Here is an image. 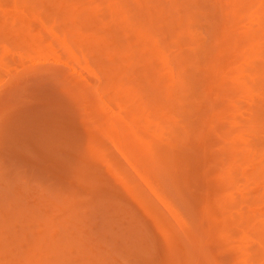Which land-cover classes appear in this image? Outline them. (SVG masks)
<instances>
[{
  "label": "rangeland",
  "instance_id": "obj_1",
  "mask_svg": "<svg viewBox=\"0 0 264 264\" xmlns=\"http://www.w3.org/2000/svg\"><path fill=\"white\" fill-rule=\"evenodd\" d=\"M143 1H144V4L145 5L143 4ZM156 1L157 0H139V1L138 0H125V1L124 0H96V1H94V0H0V57H1V59H2V61L4 63L6 62L8 64L7 66L10 69V73L12 72L13 75L15 74V77H16V74H18L17 75V78H14L15 81H17V79L20 77V81L18 79V82L19 83L17 82V84H20V85H17L15 81L12 82L13 78H12L11 81L8 80L11 75L9 76V75H4L2 72L0 73V121H2V122H0V264H113V261L114 262L116 261L115 264H128V263L132 264V262H134V264H151L152 262H153L152 264H156V263L158 264V259L156 260L157 255H154V259L155 260H151L153 258L150 259V257H151L150 255L152 253L151 252L152 250L150 251V248L152 249L151 245L149 247H147L148 249H147L146 252H145V249L142 248V250H144L143 252H145V254H143V253L142 254L143 255H146L147 257L150 256L149 258H147V260H146V257L143 258V259H140V258H142V254H141V257L138 255L139 259L136 260V261H134L137 258H135V257H134L135 259L132 258L133 256H130V251H127L129 255H126L127 254V253H125L126 250L124 252V250L122 248H121L120 252L117 251V252H114V254H113V252L112 253L111 252L104 253L105 252V250L103 249L104 245L109 244V243H105L106 242V238L108 239L107 241L110 242L108 236H112V234H113L112 238L114 237V239H116L118 236H119V238L122 237L124 235L123 232L124 231L126 232L127 227L130 228V222H132L131 218L132 219H135V221H137L138 219L140 220V218L142 217L141 216L142 213L140 212V210L138 208L135 209V206L134 205L132 206L131 200L128 199V196L129 195L127 194V191H126V189L127 190H130V189H128V188L125 189L122 184L121 185H118L119 187L122 186L120 188L117 187V186H115V190H116V188L117 189L119 188L120 191H121V188H124L125 189L124 191H122V193L116 192L117 195L109 194L105 190H103V189L106 188L105 187L106 186V183H105L106 182V177H107V179L110 178L109 176H107V174L110 171H111L110 172L111 174L113 173V169H112L113 167L112 168H109V172H108V170L106 168V167L109 166L108 162L111 163L110 159H109V161H106V162H104V161L107 159V156H108V158H111L109 156L112 155V160H114L113 158H115V161L117 159H119L120 156L119 155H116L117 154V152H116L117 150L115 151V146H113V144L109 140H107L105 138L106 135L104 134V132L102 133L103 135H100V133L97 132L98 130H97V124L96 123L99 122L98 124H100L101 116H103V114H102L103 113L102 112L103 110H101V108H104V106L102 107V104L105 105L104 100L106 101V89H107V87L108 88H111V86L113 85L114 86V89L112 90V88H111L110 91L112 92V94L115 95V92L117 90L116 89L117 86L119 85V83H122V82H120L121 80H123V81L126 80L125 81L126 83L124 85H126V84H131L132 85V84H135L136 83L134 86H136L135 89H137V90H135V89L132 90V87H130L131 86L130 85L129 86V89H128L130 91L127 92V94H130V95H127L125 93L126 96H129V98L131 99V103L133 102L134 108H135V105H137V104H142V106H143L144 103H145V105L148 104L147 107L149 106L148 108L146 107V110L148 109V111H150V109H151V111L148 112V111L145 110V112H143V113H146V112H147V114L148 113H151V112L154 113V111L156 109V111H155L156 117L153 114V116L155 117V118L153 117V120L158 119V120H160L163 123L168 118L170 120H174L173 118H170V117L167 116L168 115L167 113H168V111H170V109L169 110L163 109V107H162L161 104L155 103L157 100L159 101V99H160L161 102L165 104V100L166 99H164L165 98L164 95H160L159 92L162 91L163 88H167V85L168 84L170 85L173 81H171V83H169L170 80H167L166 78H165V80H164V78H162V79L158 78L159 79V80L157 79L158 81H154V80H156V77H152L153 78V80H152L153 82L147 83L148 85L150 84L151 87H150V85L147 86L146 83H142V84L140 83L141 81L142 82H145V80H146L145 78H143L141 76L145 72V68L147 67V66L144 67L145 62H146V65L147 64L149 65V63H147V61H149L148 60V57L151 56V51L149 50L151 48L150 46L155 47V50L152 53H154L155 51H158L159 48H162L163 46H166L164 48H168L167 51H168V54L170 56V62H172V63L174 62L173 65L176 63V59H177L175 57L176 54H174V52L176 50H177L176 53H179L180 52V53H182V56H183V54L186 55V53H187L188 54V59H187L188 66L190 67L191 65H194V64H192V62L195 63L194 60H193V55H192L191 52L188 53L189 50L191 51V48L189 46H190V44H192V42L189 41V40H192L191 37H193L194 35H196L195 34L196 32L194 30H196V27H197V30L196 31H198V33L199 32L202 33L205 37L207 35H209L208 38H210L211 31L214 28L213 27V25H214L213 22L216 20V18H213V17L214 16L216 17L218 15V14L216 15L214 13L215 15L213 14L214 16L213 15L211 16L209 14V12L211 10L210 8H212V7L217 8L218 5L223 7V6H226V3H227L226 9H228V8H230L231 4L228 5L230 0H226V2L223 0L224 2H222V3H220V0H216V2H213V3L210 0H201V2H200V0H197L196 1V3H197L196 6L197 7L193 3L194 5L191 4L192 6L190 5L189 8H188V6L186 4L189 5L188 1H190V0H179V1L178 0H175L176 2L174 0H172V1L171 0H159L160 2L159 1L156 2ZM213 1H215V0H213ZM232 1L233 0H231V3H232ZM236 1L237 0H234V2H233L232 5L236 4ZM246 1H249V0H246ZM258 1L259 0L254 1V2H256L255 4H257ZM126 2H129V4L126 3ZM146 2H148V4ZM245 2H243L244 5H245ZM250 2L252 3L253 1L250 0L249 2H246V6L247 7L245 6V8H246L247 11L250 10V9L252 10V8L254 6H256L258 8V6H259L258 4L257 5L254 4L253 6H251L252 4H249ZM263 2L264 1L259 2L261 4V6H260L261 8L262 7L264 8V5H262ZM239 4H241V2H239ZM146 5H147V7H145ZM148 5H149V7H148ZM138 6H139V8H138ZM155 6H157L158 8L155 7ZM249 6H251V7H249ZM127 7L129 8V10L131 9L132 12H133V9H134L135 13L134 12L131 13V11H129L130 14H132V15L128 14L129 12L127 11ZM159 7L160 8L162 7V8L159 9ZM231 7L234 8V6H231ZM165 8H166V10H164ZM215 8H213V10L211 11V13L215 12V10H216ZM257 8H255V10H258L259 9V8L258 9ZM116 9H119L117 11H120L121 9H123V10L126 9V11L118 12L119 15L117 14V16H115V18L113 17L112 20L110 21V17L109 16L111 15V13L113 11H115L113 13H116ZM190 9H193V11L196 10L197 13H198V10H199V12L200 11H203V12L198 13L199 15L198 14H195L194 15V14H192L193 13L192 10H190ZM236 9L242 10L243 8L242 9L241 8L239 9V6H238V8H236ZM175 10H178V11H175ZM204 10H207L206 12L208 14L205 13ZM230 10L232 12V9L231 8H230ZM251 10H250V12L252 13L253 10L252 11ZM162 11H163L164 14L162 13ZM125 12H126L127 16L126 17H122V16H125L126 15ZM186 12L187 13L188 12L189 13L192 12V13L189 14V16L190 15H194L195 17L197 16L198 18L197 17L196 18L198 19V21H199V19L200 20H205L203 18H204V16L206 14L207 15H210L211 18H210V16L206 18V20L210 21L209 22L210 24L208 23V21H205L204 23H203V21H200L199 23H201V25L198 22H196L195 24L198 23L199 25L198 26L196 25V27H195L194 26L195 24H193V26L195 28L191 25L190 28L192 29V27H193V31L195 33L194 34L191 33L192 35H190L185 30V27H186L185 24H187V21H188L187 18H186V14H187ZM165 13H167V15ZM202 13L203 14L205 13V15L202 16L203 15ZM216 13H218V11ZM200 14H202L201 15L202 18L200 16ZM106 15L108 16L107 18L109 20V21H106L105 22V24H107V25H105L102 21H101L102 23L100 22L101 19L107 20L106 17H105ZM173 15H174L175 18L173 17ZM102 16H104L105 18H103ZM111 16H114V15H111ZM130 16H133L134 22H136L137 25H138V23H141L142 28H143L142 31L140 30L141 33L140 32L139 33L136 32L137 31L136 28H134V29L130 28V24L131 25H132V23L135 24L134 22L129 23V24H126L127 23V20L128 19H131ZM134 16H136V18ZM150 16H152V17L149 18ZM165 16H166V18H165ZM244 16L245 17H243L241 20H243V19L245 20L246 19V14H244ZM176 17H177V19H176ZM178 17L181 19L179 21L180 23H178V24H180L179 26L176 24L177 22L174 21V20H179ZM262 18L263 19L260 18L259 21H258L259 18L258 19H255L256 22H259L260 23V21H261V23L258 26L260 29L258 27H255L256 26L255 25L256 22H255L254 19H253V22L252 23L250 21H249L250 23H245V21L243 20L242 21L243 24H240L241 22L238 21V25L239 24L241 25V26L239 25V27H241L243 30L244 29L245 30L248 29L247 27H249V26L252 27V29L257 28V30H255L253 32L254 34H251V33L249 34V31H247L246 34H243V35L241 34L242 36L239 37V38L241 39L245 35V38H244L245 40L243 39L244 41L242 42V40L239 39L238 42L239 41H241V42L240 43L237 42V44H236L237 47H236V45L234 43L235 42L234 41L235 40L234 38L236 36H238V35H236L234 38H233L232 35L233 34L235 35V34L241 33L239 31H242V30H240L241 28L238 29L239 27H237L238 25L236 23H234V21H233V23H230L229 26H228V22H227L228 28L227 27H225V28H226V30H228L227 32H229L230 35H228V34L226 35L227 38L229 36L228 40L225 37L224 41H222V44H221L222 45V48H224L223 45L226 44V46L228 48L225 46L226 47L225 49H230V50H224V51H232V50L235 51L234 49H236V51H238V52H239L240 49H242L241 51H243V53L241 52L238 55H237L238 52H233L232 51L233 54L236 53L234 55L232 54L234 56V59H232L233 58L232 55L231 56L227 55V56H229L231 58L228 57L229 60H228V58H226L227 60L226 59L225 60L227 62L230 61V59L232 61L234 60L233 62L235 63V65L234 64L232 65V62H228L227 64L224 63L225 62L224 58H225L226 54H231L232 52L226 53V52H224L222 50L224 52V54H225L224 55V58H218L219 56H217L216 53H214V54L213 53H210L214 49L213 44L212 43L209 44V41L211 39L206 40L207 43L204 42L205 45H207L205 51H207L209 53H208V55H206L204 53V56H202L201 54L203 52L201 53V51H200V56L198 57V59H200V58H201L200 60H203L204 59V61H201L204 65L201 64L202 65V70H201V74L200 75L201 76L204 75L203 76L204 77V80H206L209 76H211V78L214 77V80L213 81L218 80L217 78L219 77V80L223 83V84L219 83V86H221V87H219L217 85L218 81H216L217 83L216 82H213L212 83L211 82L212 79L209 80L211 83L208 81V85H210V87H211V84H215L216 83L215 85H217L216 88L218 87L217 92L219 91L218 92L219 95L224 94L223 91L225 90V88L227 89V87H230V89L225 90L226 91L225 92V96L227 94L229 95V92H231V93L234 92L233 94H230V95H233V97H235L236 95H234V94H237L238 93L239 87H235L234 85L232 86V81H234L235 79H237L240 74L246 73L247 70H251V72L253 71L256 74H259V72H260L259 75H261V73H263L261 71L264 69L263 68L264 67L263 66V64H264V59H263L264 58V55H263L264 54V47H263L264 46L263 45L264 41L263 42H261V41H262V39L264 40V38L262 36L263 33H264L263 32L264 31V27H262V26H264V14H263ZM124 19H126V20H124ZM197 19H196V21H197ZM124 21H126V22L124 23ZM170 21H171V23L173 22L172 25L175 22V24H176L175 27L177 26L176 28L174 27L173 30L171 29L172 27L170 28V24H171ZM183 21H185V22H183ZM211 22H212L213 25L211 24ZM246 22H248V20ZM151 23H153V25L155 24L157 26V28L155 26H153ZM161 23L163 24V26H162ZM235 24H236V26H235ZM242 25H245L244 26L245 28ZM181 26H184V28L181 27ZM224 26H226V25L224 24ZM211 27H213V28H211ZM229 27H230V29L231 28L234 29L235 27H237V28H235L236 30H234L235 33L231 34L230 31H232V30H230ZM150 28L151 29L153 28V29L151 30ZM180 28H183L182 30L183 31L185 30V32L188 33V34H186V33L183 34V31L180 32V30H181ZM158 29H159V31H158ZM161 29H163V30H161ZM191 29H190V31H192ZM237 29L239 31H237ZM259 30H260V32L261 31L262 32L260 33ZM175 31L177 33H179L181 36L180 35L177 36V34H176ZM143 32H145V33H143ZM147 33H148V35H146ZM170 33L172 34V36H171ZM258 33H260V35ZM43 34H44V37H43ZM173 34L176 35L175 37L177 38V40H181V39H183L185 37L183 40H181V42L184 41L183 44H181V42H179V44H178L180 46L181 45L183 46V47L181 46V49H180V46H179V48L175 46L174 43H176L178 41L175 42V37H173L174 36ZM149 35H151V38H150ZM183 35H185V36H183ZM200 35H198V36L200 37ZM256 35L259 36L260 38L259 37L256 38L255 37ZM246 36H247V38H246ZM249 36L251 38H249ZM205 37H203V38H205ZM56 38H58V39L64 38L66 44L71 49H73V51L75 53H77L79 55V57H81L80 54H82L84 60L87 63V67L86 68H83V69L77 68L78 69V73L77 74L76 73H72L71 70L67 67V64H65L64 61H63L66 58V53L59 52L60 51V50H58L59 49L58 48L59 47V45H58L59 42H58V39H56ZM146 38H149V39H146ZM172 38H174V40ZM193 38H196V37L194 36ZM208 38L206 37V39H208ZM143 39H146V40L144 41ZM248 39L251 40L252 42L250 41L251 42L250 43ZM256 39H258L259 42ZM186 40H188V41H186ZM229 40H230V42L232 41L231 43L233 44V47L234 48L233 47H229V46L232 45L229 42ZM193 41H194V39H193ZM203 41H205V40H203ZM45 42H47V43L50 42L51 44L50 43L47 44ZM145 42H147L146 44L148 46L144 44ZM248 42H249V44H248ZM257 42L258 43L261 42L259 45L263 48V49H260L263 53L258 49L260 47H258L259 45H257L258 44ZM40 43H42V44H40ZM117 43H119V44H117ZM159 43H160V45H159ZM204 43H201V46H202V44H203V46H205ZM253 43L256 44V45H253ZM24 44H26V45H24ZM208 44H209V46H208ZM31 45H33V48H32ZM51 45H52L53 48L50 47ZM167 45L169 47H167ZM176 45H177V43H176ZM184 45L185 46L188 45L186 47H189V48H186ZM210 46H212V47L209 48L210 51H208L209 50L208 47H210ZM243 46H245V47L247 46L248 47V50H249V47H250V50H253L254 49V53H250V52H252V51H250V52H248V54L249 53L250 54H255V51L258 49V51H256V54H258V55L255 54V57L257 56V58L255 60L253 59L254 61H251L250 60L251 58H255L254 55H250L252 57L248 56V58H246L247 51L248 50L245 49ZM252 46L253 47L256 46L258 48L254 47V48L251 49ZM192 47H194V46H192ZM39 48H42V49H39ZM50 48L51 49H54V50L56 48V50H58V52H59L58 53V56H57L58 59L57 60L54 59V60L56 62H60L61 64L60 63H56L55 61H53L55 63H53V62L50 63L53 60L52 57H54V54H53L54 52ZM182 48H184V49H182ZM231 48H232V50H231ZM255 48H256V50H255ZM187 49H189V50H187ZM39 50H41V51H39ZM245 50H247V51L244 52ZM108 52H110L111 55H114V57L113 58H112V56L111 57H106V54ZM128 52H129L130 57L127 56ZM213 52H216V51L213 50ZM50 53H52L53 56H51L52 54H50ZM110 53H108V54H110ZM115 53H116V55H115ZM124 53H127V54L125 55ZM155 53H154V56H155ZM244 53H246V55ZM260 53L262 54V56H261ZM209 54H212L214 56H209ZM240 55L243 58L240 59V57H241ZM125 56H127V57L125 58ZM206 57L207 58L209 57L212 60L215 59L216 61L218 59H220L219 60L220 63L224 60V62H223L224 64H222V65L217 61V63H219L221 66L219 64H216L215 63L216 65L215 64L213 65V67L215 66V68H213V69H215L217 71L216 66L219 65L217 72H220L221 73V76L224 75V77H223L224 79H226L225 77H227L226 80L220 79L221 76H218L220 73H218L217 75H214V76L213 75H210L211 73L209 72V70L211 69V67H209L210 69L209 68L207 69V67L208 66H211L215 61H212L213 63H211V59L209 60ZM213 57H214V59H213ZM221 57H223V56H221ZM235 57H236V59H235ZM237 58H239L242 61H239V59H238V61L236 63L235 60H237ZM221 59H222V61H221ZM243 59H247V62L249 61V62H251V64H246V60L244 61ZM42 62L44 64H42ZM189 62H191V63H189ZM205 62H207L206 63L207 65H205ZM208 62H209V64H208ZM32 63H33V65H34V63H36L34 65L35 67L32 65ZM39 63H41V64H39ZM47 63H50V64H47ZM238 63H241L243 65H241V66L240 65H237ZM170 65L173 66L172 64H170ZM246 65H248L249 68ZM259 65H261V66H259ZM203 66L206 67V69L208 70V73H209L208 76H207L208 73L205 72L206 69H203ZM223 66L226 69H224ZM225 66H228L229 69H231L232 67H236V71L237 72L234 70L235 68L234 69L232 68V70H228V68L225 67ZM238 66L240 68L241 67L242 68L247 67L248 69L245 68L244 69L245 71L243 69H237ZM253 66H255V67H253ZM26 67H27V69L28 68L29 69L28 70H25ZM115 67H117V68H115ZM149 67L150 66H148L146 68V72H147V69ZM173 67L175 68V71L176 72L180 69L178 67V64L177 63ZM193 67L191 68L192 70L191 69L188 70L187 75L186 74L183 75L186 78L188 76L189 81L187 83L190 82V79L192 80L190 84H194L195 83L194 81H196L195 80L196 77L198 79L197 70L195 68H194L195 70H194L193 73L190 72V71H193ZM219 68H223L224 70L221 69V71H220ZM254 68H256V69H254ZM31 69L32 70L34 69V71L33 72H30V71H32ZM241 70H243L244 73L239 72ZM203 71L206 74H204ZM210 71H212V70H210ZM232 71L233 72L235 71L236 73H233ZM67 72H69L71 75L69 73H67ZM30 73H32V74H30ZM140 73H141V76H139ZM202 73H203V75H202ZM195 74H197V75H195ZM227 74H230V75H227ZM236 74H237V77H236ZM23 75H24L25 79H24V77L21 78ZM259 75H258V78H261V76H259ZM137 76H139V77H141L143 79L141 80V78H140V80H139L138 79L139 77H137ZM176 76H178L177 73L175 74V77ZM193 76H195V77H193ZM205 76H207L206 79H205ZM136 77H137V79H136ZM263 77H264V74H263ZM263 77L261 78L262 80L256 78V81L260 82L261 85L262 84L264 85V81H263L264 78ZM186 78H184V79L186 80ZM135 79H136V81H135ZM175 79H177V77ZM175 79H174V83H175ZM229 79H231L232 81L229 80ZM138 80L140 82L137 83ZM254 82H255V80H254ZM166 83H167V85H166ZM205 83L207 84V82H205ZM12 84L16 87V89H15V87ZM122 84H120V85H122ZM202 84H199L200 87H202V88L205 87V88H203V90L200 91L202 88L198 87V89H199L198 91H200L199 95H201L203 97L202 94H205L206 93V95H207V93H209L208 91L207 92H204V90L205 91L207 89L209 90L210 87L208 86L209 88L208 87L206 88V86H204V85H206V84H204V81L202 82ZM124 85H122V86H124ZM163 85H165L166 87L163 86ZM215 85L214 86L212 85V86L215 87ZM222 85H223L224 89H222L223 88ZM229 85H231V86H229ZM263 85H262V87H263ZM8 86H10V88ZM122 86H120V87H122ZM171 87L172 86H170V88ZM213 87H211V88H213ZM11 88H12V90H11ZM173 89L174 90L175 89L177 90V91L175 90L177 93L176 92H173L174 93L173 96L177 97V99L180 100V98H181V94L180 93H181L182 89H180L179 86H177V88L175 87ZM173 89L171 91H174ZM220 89H222V93L220 92ZM234 89H235V91H233ZM260 89H262V88H260ZM120 90L123 91V88H121ZM214 90H216V89L214 88ZM262 91H264V87H263ZM99 92L101 93V96H103L102 99H100L96 95V93H99ZM157 92H158V94H157ZM214 92H216V91H214ZM212 94L210 92L208 94L210 96H208V95L206 96L205 95L206 97H204V98H208V100L210 99V102H213L215 100V102H213L214 104L210 103V105H209V103H208L209 101L207 99H205V102H204L205 104L202 103V105L205 108H202L201 107L202 105H200L201 110H202L200 114H201V116H203V115L205 116V117L203 116V121H205V118L207 117V115H209L210 113L212 114L210 108H212V107L215 108L213 105H216V108H219L218 106L220 105L221 108H222L223 107V104H221V103H224L223 99L224 100H227L228 99V98L226 99V97H224V96L221 99V97L219 95H218L219 96L218 97L217 94H216V96L214 94H213L214 96H211ZM145 95H146V97H145ZM159 96L160 97L163 96V98H160ZM178 97H180V98H178ZM216 97H217V99H216ZM253 97L255 98L256 96L254 95ZM195 98L193 100V96L190 97V99H192L191 101H193V102H189L190 100L188 101L186 99L188 101V103L185 102V104H184L185 106L183 108H186V105H188L189 103H190L191 107L194 106L193 104H196L195 103ZM258 98H255L254 100L252 99L254 101L253 102L254 103L253 104L254 106L253 105H251V106H253V108L255 109L254 110L252 108L253 111H255V113H258V114H261V115L263 114L262 115V118H261V120H262L261 123L264 124V117H263L264 116V110H263L264 109V104H262V103H264V102H262L264 100V97H263V100L261 101V104L263 105L262 107H261V104H259L260 102H258V101H260ZM121 99H123V98H121ZM260 99H262V98H260ZM255 100H257V101L255 102ZM125 101H127V100H125ZM168 101L166 100V102H168ZM206 102H207V105H206ZM129 103L130 102H128V104ZM169 103H167V105ZM215 103H217V104H215ZM239 103L242 104L243 102L240 101V102H238V104ZM133 104L131 106L132 108H133ZM158 104L160 105V107L158 106ZM241 104H240V106H241ZM190 105L187 106V107L189 108ZM225 105H227L226 104V101L224 103V108L223 109L226 108ZM243 105L244 106H243L242 114L245 115V112H244L246 110L245 107L246 108H249V105L247 107L245 102L243 103ZM255 105H258V106L260 105V107L259 108H258V106L255 107ZM154 106H157V107H154ZM208 106L209 107L211 106V107L209 108ZM195 107H196V105H195ZM198 107L199 106H197V108ZM180 108H178V109L180 110L181 115H184L183 112L186 110V112H184V113H185V116H188V115H186V114H189V113H187V111H189V110H187L188 108H186L185 110L183 108H181L184 111H182ZM197 108H191L190 110L192 112L194 111V109L197 111ZM206 108H207V110H205ZM232 108L233 107H231V109ZM157 109L158 110L160 109V111H158ZM105 110H106V108H105ZM177 111L178 110H177V107H176L175 108V112H177ZM196 111H194V112H196ZM198 111L200 112V110H198ZM208 111H209V114H207ZM158 112H160L159 113L160 115H158ZM143 113H142V115H143ZM205 113H206V115H205ZM200 114L198 113L197 115L200 116ZM211 114L209 115V117H211ZM121 115H122V113H121ZM161 115H163L162 116L163 118H160ZM169 115H172V114L170 113ZM98 116H99V120H98ZM148 116H149V114H148ZM150 116H152V115H150ZM195 116H193V119L195 118ZM142 117H146L147 118V116H145V114ZM184 117H183V119H184ZM236 117H237V115H236ZM238 118H240V117L238 116L237 119ZM151 119H150V121H151ZM162 119L163 120L165 119V120L163 121ZM193 119L191 118V120H193ZM196 119H198V118H196ZM199 119H201L200 122L198 121L201 125L199 126V123H197V125H195L196 124L195 123L194 125H191V127H192L191 129L192 130H195V128H196L198 130V129H201L202 128L200 130V132L202 131L204 133L205 129L207 130L208 127H210V129H211L212 132L206 138H208L207 140L209 142H210V140H213L211 142H214V143H212L213 146L211 145L213 148L210 147L211 149H214L215 150L216 149V146H219V145L220 146L222 145L223 148H226L225 147V144L229 143L228 141L232 140V138L234 140L233 142L236 143V142H238V140L241 141V139H243V136L245 137V139L247 138L246 141L245 140H242L244 143H241V144H237L236 143V144H234V145H239V146L242 145L241 147L232 145L233 142L230 144L231 146H229V144H227V146H229V147L234 146V147H238L239 149H242V148H246V149L249 148V149H251L252 145H256L257 142H262L261 139H260V141H258V138L256 140V137H258V135L261 134L259 136V138H260L262 136V133H264V131L262 133H259V134L255 135L256 137H254V136L252 137L253 134L250 135V133H248L250 136H248V134L245 136V133L243 131H241V133H240V131H239V129H241L240 127H242L241 130H244L243 129V126L244 125H242V124L240 126L238 125V121L240 119L237 122L234 119H232L234 122L233 121H231V122H233V124H235V125H232L230 123V120L229 119H228L229 122L224 121V119H223L224 122L221 121L222 119L221 120H217V121H219V123L216 121V125H215L214 124L215 123V120H214V123H213L214 126L212 124L210 126H208V124H206L205 122H202V118H199ZM206 119L209 120V118H206ZM6 120H8V121H6ZM158 120L156 121V123L158 122ZM241 121L242 120H240V122ZM173 122H175L176 125H178V126L180 125V127H182L179 122H176V121H173ZM206 122H207V120H206ZM221 122H222V127L223 128H220V126H221L220 123ZM151 123L154 124L152 121H151ZM166 123H168V122H166ZM223 123L224 124L225 123L226 124L227 123H230L232 125L231 126V130H232L231 131V135H229V133L227 134L228 136H231V139H230V137L228 138V140L226 139L228 136L226 137L225 135H226V133L228 131L225 132V130L228 128V125H226V124L223 125ZM95 124H96V130L97 131L93 128V126H91V125H95ZM173 124L171 126H173ZM263 124H262V127L264 128V125ZM77 125H78V127H77ZM79 126H81V127H79ZM138 126H140V128L139 127H137V128H139V129L143 128V131H145V129H144V127H143L142 124L139 123ZM226 126H227V128H226ZM87 127H88V129H87ZM60 128H61V132H60ZM72 128H74V129H72ZM68 129H71L70 132H69V134L71 133V131L73 132V130H75L74 134L71 133L72 137L74 136L73 139H72L71 135L69 136V134H68V131L69 130ZM229 129H230V127L227 130H229ZM87 130L88 131H92V134L90 132H88ZM141 131L142 130H140V132ZM234 131L236 133L239 132V135L240 136L237 135L238 133L232 136V134H234ZM56 132H57V134H55ZM242 132H243V134H242ZM60 133H61V135H60ZM80 133H82V134H80ZM79 134L81 136L82 135L84 136V137L82 136L81 141H79V138H78V137L81 138V136ZM88 134L92 137V138H90V140L91 139L93 140L95 138L94 142L91 141L92 143L89 142L87 144V142H86V143H81V144L82 145H84V144L86 145L87 144L86 145L87 148H90L89 146L92 145L93 151L95 153L93 151L92 152L89 151L90 149L87 150V148L85 147V145L84 146L80 145V142H82V140H83V142L86 141L84 138L88 139V137H87V136H89ZM213 134H214V136H212ZM221 134L223 135V137L220 136ZM196 135L197 134H195V137L198 136V135L197 136ZM57 136H60V137L57 138ZM65 136H68V137L65 138ZM76 136H78V137H76ZM128 136L129 135H127L126 140H127ZM192 136H193V134H192ZM234 136H235V138H234ZM237 136H239V137H237ZM129 137H132V136H129ZM143 137H144L143 143H138V144H142V145L144 144L145 145V142L148 141V140H146V138L147 137L150 138V136H147V135L145 137V134L143 135ZM152 137H155V136H152ZM209 137H210V140H209ZM240 137H241V139H240ZM63 138H65L64 140H67V141L65 142L64 140H61ZM76 138H78V139L76 140ZM220 138H222V139L225 138L227 142H225V140L223 141L221 139L225 144L224 145L223 144H219L218 143L219 141H220V143H222L221 140H219ZM189 139L192 141V142L189 141L190 142L189 143L190 146L193 144L194 141L197 142V140H199V139L192 140L191 137ZM214 139H216L217 145H216V142H215ZM97 140H98V142L100 141L99 144H102V145H100V147H99V145L97 146L98 143L97 144L95 143ZM126 140L124 139V141H126ZM137 140L138 139H136V141ZM155 140H154V142H155ZM262 140H264V137H263ZM71 141L74 142V143L71 144L70 143ZM76 141H78V143H76L77 145L75 146L74 144H75ZM127 141L128 142L129 141L132 142V139L131 140H127ZM208 141H207V144H209ZM131 142L128 143V144L131 145ZM133 142H134V139H133ZM138 142H139V140H138ZM141 142H142V140H141ZM154 142H153V145H154ZM211 142H210V144H211ZM250 142H251V144H250ZM134 143H137V142H134ZM134 143H132V146L133 145L135 146ZM149 143H150V141H149ZM155 143H157V140H156ZM138 144L136 145V147L139 146ZM147 144H146L147 147H145V149L150 147L147 150H142V148H140L142 150L141 151L139 148H136V147L134 148V146L133 147L132 146H129V147L132 150L133 149L138 150L137 152H135L134 150L132 151L131 149H129V150H131L132 151L131 153H133V154L136 153L135 155L137 156V159L140 158V159H138V162L142 163L141 165H139L140 170H144L143 173H145L147 175V177L149 176V178H150L149 180L155 182V183H153V182L152 183L153 184H156L155 185L156 187H159L160 190L158 188H157V190L158 191H162L160 193H163L164 196H165V198L167 197L166 199H168V200H166V199L165 200L167 202H169V203H172L177 210L179 209L178 212L181 213V215L184 217V219L186 220V222H188L189 226H191V227H194L195 226L196 227V225L199 226V224H200L199 227H202V224L204 223V225H203V228L204 229H202L204 234H202V236L200 238H201V240L204 239L203 240L204 242L209 241L207 244H209V243L210 244L207 245L206 243H203V241H202V243L204 244L203 247L206 245V247H208V248H206L207 250H205V251L208 252V250H211V251H209V253L212 252V249L213 248L215 249V250L213 249L214 250L213 251L214 253L212 252V254L210 253V255L208 253V256L209 257L212 255V256H215L216 259H218V260H222V261H224V260L227 261L228 260L227 262L229 264H238V263L239 264H248V263H250V261H252V262H256L257 261L258 262L259 260L264 259V255H260L264 251V240H263L264 239V232H263L264 231V227H263L264 226V220H262L264 218V215H263V217H261L262 214H263V212H264V208L262 209V206H261L262 204L260 205V207L258 206V209H257V211L261 212L262 214H261V216L257 215V218L256 219L257 220H260L261 219L263 226L261 227V220L260 221H257V220L255 221V219H253V217H252V218H250V219H253V220H251L252 222L249 219V221H250L249 222L250 223V226L249 227H252V228H250V230H251L252 233H254V234H252V237H253V235H255L254 237H255V240L256 241L261 238L259 241L262 240L260 243H262L263 246H261V249L260 250L258 249V251H259V254L258 255H254V253H255L254 252L253 255H249V254H247V255L245 254L244 255V253H243L242 255L238 256L239 258L241 257V259L244 258V259H242V262H241V259L239 260L238 257L235 259L234 258V255L233 256L226 255L227 254L226 252H228L227 251V249H228L227 244H228V246L229 245H232V248L238 249L239 251L242 248H243V250L245 248V251L244 252H246L247 250L250 251V249H252V250L255 249V247L252 248L255 245V243H253V239L252 240H247L246 239L247 237H245V238H243L244 239V241H243V239H239L237 236H236L237 238L236 237H232V236H235V235H237L239 233L235 234L236 233V229H235L234 226H233L234 228L232 227V225H235V224L232 223L233 222V219L231 220L232 222L230 220L226 219V220H228V221L231 222V226H230V222L228 223V225H229L228 227H230V231H229V229L227 231V232H230L229 234H230L231 240L228 239V241L226 240L227 242L226 241L224 242V240L217 238L218 237L217 236L218 235V232H217V229L218 228H214L213 227V226H217V225L213 224V222H212L214 219L212 218L213 220H211V217L209 219V216H211L212 213L210 212V214L208 215V217L206 215H204V212L205 213L206 212L209 213V210L212 211V212L214 211L215 206L214 205L212 206V204H211V203H214L213 202L214 201V198H215L214 196L215 195L218 196L219 194L222 195L223 194V192H222L223 190L222 189H224V190L226 189V185L225 184H227L226 183L227 181H223L222 180L223 178L213 181V178H215V175L214 174H217V172L216 173H213V170L212 169H215L214 170V172H215L216 170L220 169L219 168L220 166H221V169L220 170H222V167L224 166L225 163L226 164H230L229 162L222 161V158L223 157H225V158L228 157L227 154H226L227 152L225 153L226 154V156H225V154L223 153L225 151L223 149L220 151L223 154V157H222L221 153H218V154H220V155H218L219 157L216 156L217 155L216 153L215 154L213 153L214 154L213 157H216L215 160H214V158H212V156L211 157H208L209 150H207V149H210V148H207L206 149L207 151H205L207 153V157L205 156L206 159H205V157H203L206 161L204 160V163H203L202 162L203 161L202 160V156H204V155H202L203 152H201L200 151L201 149H199L201 146L200 147H197L198 145L196 143V145H197L196 146L195 145V142H194V148H193V146H191L193 149L191 147H189V146L188 147L190 149L189 148H186V147H183L182 144H179V145H177L178 146L177 149H179L180 147L181 148L183 147L185 150L182 148L184 150L182 152L180 149H179V151H177V149L172 150V148H169V152L171 151V153H169V152L166 153V151H168V147H167L166 144H165L166 147H165L164 144H162L164 146L160 145L161 147H158L159 145H156L157 148H158V150H157L156 146H154V148H152L153 147L152 143H150L151 145L149 144L150 146L147 145ZM159 144H161V143H159ZM205 144H206V142H205ZM54 145L59 146V148L61 147L60 148V151H59V149H57L58 147L56 148L57 151L54 150L55 149ZM70 145H71L72 148L70 147ZM214 145H216V146H214ZM261 145L264 146V143L261 144ZM124 147H126L125 149H127L128 146H124ZM102 148H104V149H102ZM106 148H107V151L105 150ZM162 148H164V151H163ZM173 148H175V147H173ZM197 148H198V151H197ZM217 148H219V147H217ZM253 148L255 150V147H253ZM258 148L259 147H256V149H258ZM61 149H62L63 152H61ZM151 149H153V150L151 151ZM159 149L162 150V151L160 152ZM103 150L106 151L107 154L109 153L111 155L108 154L106 156V154H105V152ZM149 150H150V152H149ZM175 150L177 152L176 155H174ZM190 150H191V152H190ZM102 151L104 152L106 158L104 157L105 160H102L99 157L101 160L98 158L99 160L97 161V165H95L96 164L95 161L97 160L95 158V156H96V154L98 156L101 155L102 154L101 153ZM140 151L141 152H144V153L142 154ZM145 151H146V153H145ZM157 151H159V154L160 155H161V153H165V155L162 154L163 155V158L164 157H167V158L163 159V158L157 157V156H160V155H157L158 154ZM186 151L187 152L189 151L188 154H190V155H188L186 153ZM216 151L217 150H215L214 152H216ZM259 151H262V150H259ZM75 152L77 153L76 156L79 154L80 157H83L82 155L83 154L85 155L86 153L87 154H90V152H91V155H93V153L95 154V156H93V158H94V160L95 159L96 160L94 161L95 164L92 165V169L91 170L89 169L90 168L89 166H91V165L87 164L88 167H89L88 168L87 165L83 164V162L86 163L87 159H89V162H87V163H90L91 162L90 160H92L91 159V156H86L87 155L86 154L85 156L87 157V159L84 161L81 158V161L83 160V162L81 163V161H80V163H81L80 164L79 163L80 157L78 156L79 157L78 158L79 160L76 161V159H75L76 156L74 155ZM154 152L157 153L155 155L156 157L153 156L155 154ZM198 152H200V153L197 154ZM131 153L129 152V154L132 156L133 154H131ZM178 153L181 155L182 158L180 157V155ZM257 153H255V155L257 154L258 157H259V152H257ZM172 154L174 156H172ZM113 155L115 157H113ZM139 155H141V156L138 157ZM149 155H152L155 159H158L159 158L158 159V162L163 159L162 160L163 163H162V161H161V163L160 162L157 163L156 161H155L156 163L155 162H152L151 160L153 159V157L152 156H149ZM162 155H161V157H162ZM185 155H187V156H185ZM194 155H196V157ZM98 156H96V157H98ZM102 156H103V154H102ZM86 157H83V158H86ZM116 157H117V159H116ZM249 157L251 159L253 158L252 155H249ZM134 158H136V157H134ZM143 158H145V159H143ZM187 158L188 159L190 158V159L188 160ZM207 158L210 159L209 162H208V159ZM211 158H212V160H211ZM225 158H224V160H225ZM247 158H248V156H247ZM57 159H59V160H57ZM217 159H221V161L224 162V163H220L222 165H219L218 166L217 163H219V162L216 163ZM179 160L182 161L181 162L182 165L179 164L180 163ZM261 160H263V161H261ZM120 161H123V160L121 159ZM120 161L118 160L117 162L121 164ZM218 161H220V160H218ZM247 161H246L247 164H243L245 166L244 169L247 170V171L249 170V172H250V169H251L252 172L253 171L255 172V169H256V172H257L259 170V166L264 164V157L263 158L261 157V159L257 160L260 163L263 162L262 164H260L258 162L255 163L256 160H255V162L251 163V160H249L250 163L252 164V165L251 164L249 165V162H247ZM210 162L211 163H214V164L216 163L217 166L216 165L213 166V164L211 165ZM92 163H93V161H92ZM92 163H90V164H92ZM123 163H125V162L123 161ZM123 163H122L123 167H121V165L119 164L121 168H124V166L126 165V164L124 165ZM205 163H208L210 165V168L212 166V169L209 172L206 171L208 173V176L206 174H204V175L202 174L203 176H201V174L199 172H197V171H201V168H203L202 171L203 170H206V169H209V165H207V164L205 165ZM231 163H233V165L236 166V164H234V161L231 162ZM172 164H174V165H172ZM186 164L189 167H187ZM75 165L80 170L83 169L84 171H86V169L88 168L89 172L88 173L87 172L84 173L82 171V175L84 174L85 176H87L90 173V176H92L91 179L88 180V179H84V178L78 177V176H82V175H80L81 174V171L80 170L78 171V168H76ZM176 165H177V169L175 167ZM93 166H95V167H93ZM178 166H181V167H178ZM192 166H193V168H192ZM206 166H208V167H206ZM235 166H233L234 169L236 168L235 170H237V169L239 170L240 169V168H237V167H239L238 164H237V167H235ZM252 166L254 167V170H253V167ZM257 166H258V168H257ZM170 167H171L172 171H170ZM185 167H186V169L188 168L187 169L188 170L187 172H185L186 171ZM213 167H215V168H213ZM227 167H230V165L227 166ZM72 168L74 170L76 168L77 174H76V172H74V170L72 171L74 173H71L70 172V169L72 170ZM125 168H127V166H125ZM189 168H190V171H189ZM167 169H169V170H167ZM224 169H225V167L223 168V170ZM227 169H229V168H226V170ZM231 169L228 170L229 172L228 171H225V170L224 171H225L226 174L227 173H230L231 171L234 173V171H233L234 169L233 168H231ZM126 170L127 169H125V171ZM154 170H155V172H154ZM183 170H184V172H183ZM220 170L218 172L219 174L221 172ZM240 170H242V169H240ZM181 171L183 172V174H182ZM106 172H108V173L106 174ZM189 172H192L191 173L192 176L193 175H196V177L193 176V178H198V180L200 178H202V179H200L199 183L197 182V179L195 180V179H193L192 177L189 176L190 175ZM197 173H199L200 175L197 174ZM209 173L210 174L212 173V175H209ZM104 175H106V176L104 177ZM129 175H130V173H129ZM131 175L133 176V173H131ZM198 175L201 176V177H199ZM205 175H206V178H205ZM213 175H214V177H213ZM238 175L236 173V176H234V174L231 175V176L237 178ZM262 175H263V177H262ZM70 176L72 177V179L70 178ZM132 176H130V177L133 178ZM188 176H189L190 179L188 178ZM211 176H212V180L210 179ZM228 176L225 175V177H228ZM88 177L89 176H87L86 178H88ZM203 177L205 178L204 180L207 179L206 181L213 182V184L212 183L207 184V188L206 189H208V190L211 191V192H208V193H211V194H208L207 193L208 194V198L206 197L205 192H203V190L205 189L204 187L206 185L203 187V185L201 184L202 183L201 181L204 182ZM259 177H257L256 180H258V178H259V180L261 179L263 181L260 182V183H258V187L257 188H256L254 182H253V184H254L255 187L252 186L253 185L252 182L251 183H248V184L246 183L247 184V185H245L246 187H243L244 190H245V188H246V190H248L251 187L253 189V191H254V194L256 193L255 195L252 194V196L254 198H256L257 201H259L261 199L260 194L262 195V193H264V192H262L264 190V185H263L264 184V179H263L264 178V171H262V174ZM68 178H70L73 181H74V179L77 178L75 181H78L79 180L78 181L79 184L82 181V186L79 185L78 183H76L77 185H79L81 187V189H79L80 187L76 186L75 184H71L73 181L71 183H69L70 180L68 181ZM83 179L86 180V182L88 181V183L91 182L90 184H88L89 185V188L86 187V185H83V184H85V182L83 181ZM94 179H96V180H94ZM99 179H101V180H99ZM227 179L228 178H226V180ZM91 180H93V181H91ZM220 180L223 181V182H221ZM232 180H235V179H232ZM135 181H136V179H135ZM184 181H186V182L184 183ZM217 182H218V184H217ZM220 183H222V184H220ZM139 184L140 183L138 182L137 185H139ZM200 184H201V187H203V188L200 187ZM204 184H206V182ZM99 185L101 187H103V188L100 187V190H102L103 192H106L107 194H109V195L106 196L108 199L104 197L106 195V193H104V194L103 193L100 194L101 192L99 193V191H100L99 190ZM83 186L85 187V189H87V188L88 189L87 190H83L82 189V188H84ZM138 187L140 189V186H138ZM142 187H145V186L143 185ZM90 188L92 190L89 192L88 190H90ZM210 188H212V189H210ZM218 188H220V189H218ZM239 188L241 190L242 189V186L240 185ZM255 188H256L257 192L260 191L259 192L260 194L256 192ZM97 189H98V191H97ZM142 189H144V188H142ZM201 189H203L202 190V193H200L201 191H199ZM213 189H215V190L213 191ZM229 189H232V188H229ZM229 189H226L225 190V191H227L228 196L231 193ZM118 190H116V191H118ZM228 190H229L230 193L228 192ZM233 190H235V189L233 188ZM237 190L239 191V189H236V191H234L235 195H236ZM219 191H220V193H219ZM206 192H207V190H206ZM214 192L216 194H214ZM203 193H204V197L207 198L206 200L205 199L203 200V196H202ZM237 193H239V192H237ZM97 194L104 195V196L101 199V196L96 197ZM122 194H124V195H122ZM146 194L148 195V192ZM163 194H162V196H163ZM72 195H73V197H72ZM110 195H111V197H110L111 199L114 198V197L116 199L117 198L119 199V200L118 199L117 200L116 199L111 200L112 203H110V205H112L114 203L113 201L116 200L118 202H121V205H125L124 207H126V206L129 207V209L131 211H133V209H134L135 212H130V213H132V215L130 216L131 218H129L131 221L130 220L127 221L128 220L127 219V216H129V215L124 216L122 213L120 214V212H121V210L119 209V207L121 206L120 203L115 202L116 205L113 204V205H115V207L109 205V202H110L109 196ZM231 195H232V193H231ZM235 195L233 194L232 196H229L228 199L230 200V197L231 198H234V199H237V198L239 199L240 198V197H237V196H240V195H236V196ZM209 196H211L210 199H209ZM217 196H216V198H221L220 196H218V197ZM233 196H235L236 198L233 197ZM71 197L74 198L75 201H77L76 204H77V206L79 205L78 207L75 204H74L75 206L72 205L74 203V201H71L72 200ZM147 197L150 198V196H147ZM69 198H71V199H69ZM123 199L126 200V202H124ZM151 199H153V201H155L154 198H152V196H151L150 200ZM234 199H233V202H234ZM94 200H96L97 202L94 201ZM208 200H209L210 203L207 202ZM217 200H215V202ZM221 200L222 199H220V201ZM69 201H71V203H69ZM105 201H107V202L109 201L108 202V205L109 206L107 205L108 207H106V205L105 206H102V205H104V202ZM204 201L207 202V204ZM230 201H232V200H230ZM236 201H238V200H236ZM203 202H204L205 206H207L208 203H209V205L211 204V206H212L211 209H209L210 206H209V208L207 206L208 210L207 209H204L205 207L203 205ZM68 203H69V205H71L70 207H67ZM234 203H232V204L234 205ZM230 204L231 203L227 204L228 207L226 206V207L223 208L224 209L223 210L224 212H222V213L221 212H218L220 214H218V216H216L217 217V220L218 219H222L225 216L228 217V215L230 217L229 219H231L233 217H236L237 218V217H239L240 215L243 214V212H242V214L239 213V211H238L239 207L238 208L236 207L237 208V212L240 214V215H237L236 212H235L236 211V208L234 209L233 207H231L232 205L230 207H231V209H233L235 211H233V210H231L229 208V205ZM117 205H119L117 207L118 209H116V206ZM94 206H97V208L94 207ZM202 206L204 208H202ZM127 207H126V209H128ZM234 207H235V205H234ZM198 208H199L200 211L198 210ZM260 208H261L262 211L260 210ZM73 209H75V210L73 211ZM79 209H80V211H79ZM113 209L114 210L116 209L118 211H112ZM159 209H161V208L159 207L158 210ZM228 209H229L230 213H228V215H227ZM201 210H203V211H201ZM243 210L241 209V211H243ZM105 211H107V212H105ZM136 211L138 213L140 212L139 213L140 216H139V214ZM195 211H199V213L198 212H195ZM114 212H116V213L114 214ZM159 212H160V210H159ZM234 212H235V214L233 215ZM259 212H257V213L259 214ZM134 213L137 214V215H135ZM200 213L202 214L201 216L199 215ZM223 213L225 214V216H224ZM106 215H108V216L111 215V216H109V218L105 220V222H106L105 232H102L101 233L100 232L101 229L103 228V230H104V226H105L104 224L105 223L103 221V218H105ZM221 215L224 216V217H222ZM255 215H254V218H255ZM112 216H113V218H111ZM136 216L138 217L137 219H136ZM185 216L187 218H185ZM218 217H220V218H218ZM259 217H261V218H259ZM239 218H237V219H239ZM112 219L115 220V221H113ZM119 220H121V221H119ZM122 220H124V221H122ZM107 221L108 222L110 221L109 224H107L108 223ZM207 221L209 223L211 222L212 224L211 223L208 224ZM234 221H236V219ZM237 221H239V220H237ZM216 222L217 221H215V223ZM63 223H65V224L63 225ZM101 223H103V225ZM216 224H218V223H216ZM101 225H102V228H101ZM210 226H212V227H210ZM206 227H208L209 229L206 228ZM52 228H54L56 230V233L55 234L53 233L55 231H53ZM129 228L127 230H129ZM213 228L216 229V231H214ZM204 230H206V232H204ZM108 231H110V232H108ZM208 231H209V233H208ZM96 232H97V234H98V232L101 233L100 234L101 235V238H99V236H98L99 234L97 235ZM83 233H85V234H83ZM114 233H115L116 236L114 235ZM121 234H123V235H121ZM215 234H217V235H215ZM103 235L104 236L106 235L107 237H104V239L102 240V236ZM80 236L83 237V238L85 236H88L91 240L93 239L92 240V243H91L93 245L90 246L89 248H88V245H90V243L86 240L89 243V244L87 243V247H86V248H88V251L84 247V248H82V250L84 251L83 252L81 250V248H80V245L78 246L79 248L78 247L75 248V246H77V243L75 241L78 242V240H75V239H77ZM250 236H251V234L248 237H250ZM88 237H86L84 239H88ZM257 238H259V239H257ZM84 239H83V242H84ZM90 239H89V241H91ZM235 239H236V242H235L236 243V246H238V247H234L235 246L234 245L235 243L233 244V241ZM42 240H44V242ZM81 240H82V238H81ZM112 240H111V242L113 244L114 242ZM122 240L123 239L119 240L120 241L119 243H122ZM211 240H214V242L211 241ZM238 240H240V241L238 242ZM127 241L123 240V242H127ZM143 241H144V239H143ZM80 242H81V244L83 243L82 241H80ZM101 242L104 243L103 246H102V243ZM132 242H133V239H132ZM230 242H231V244H229ZM84 243L86 244V242H84ZM84 243H83V245H85ZM146 243L147 242H145V244ZM168 243L169 242H167V244ZM223 243L224 244L226 243V246H224ZM74 244H76V245H74ZM122 244H125V243H122ZM69 245L72 246L71 249L74 248V251L71 252L70 251V248H67L66 247V246H69ZM146 245H149V242ZM98 246H100L102 248H98ZM176 246L177 245H175V247ZM211 246H212V248H211ZM81 247H83V246H81ZM91 247H93V249L90 250ZM144 247H145V245H144ZM229 247H231V246H229ZM239 247L240 248L242 247V248L240 249ZM249 247H251V248L248 249ZM178 248L179 247H176V251L174 250V252L176 254L173 252L174 254L171 253L170 255H167L169 257H166L165 256L168 259H166L165 257H164V259L168 260V262H169V259H170V262H172V260L173 261L175 260V263H177V264L178 263L179 264H182L183 262H186V259H187L186 258L187 257L186 251L184 252L185 255H186L185 256V255H183L184 254L183 251L182 250H179L180 248L179 249ZM65 249H67L68 252ZM106 249H107V247H106ZM108 249H109V247H108ZM204 249H205V247H204ZM80 250H81V252H80ZM102 250H104V252ZM243 250H241V251L243 252ZM252 250L250 252H253ZM94 251H95V253H94ZM96 251H99V255H96ZM148 251H150V252H148ZM217 251H219V252H217ZM122 252H124L123 255L121 254ZM148 253L150 255H148ZM115 254H118V255H115ZM172 255H174L175 257L172 256ZM216 255H218L219 257L216 256ZM182 256H183V258H186V259L183 260L182 259ZM208 256L205 257V258L202 257L200 260H202V259L203 260L200 262V264H209V261L206 260V259H208ZM170 257H173V258H170ZM176 257H177L178 260L176 259ZM211 257L209 258V260H211ZM215 257L213 259V262H214V260H216ZM228 257H229V259H228ZM129 260H130V262H129ZM143 260H146V261H143ZM179 260L182 261V262H180ZM100 261H102V262H100ZM127 261H128V263H126ZM188 261H190V260H188ZM170 262H169V264H170ZM259 262H262V261H259ZM259 262H258V264H259ZM166 263H167V261H166ZM172 263H174V262H172ZM213 264H215V263H213ZM263 264H264V260H263Z\"/></svg>",
  "mask_w": 264,
  "mask_h": 264
},
{
  "label": "bare ground",
  "instance_id": "obj_2",
  "mask_svg": "<svg viewBox=\"0 0 264 264\" xmlns=\"http://www.w3.org/2000/svg\"><path fill=\"white\" fill-rule=\"evenodd\" d=\"M94 1H96V0H94ZM125 1V0H124ZM139 1V0H138ZM157 1H159V0H157ZM156 1V2H157ZM172 1V0H171ZM175 1V0H174ZM179 1V0H178ZM196 1L197 0H190V1H188V3H189V5L188 4H186L187 6H188V8H189V6L191 5V4H195V6H196ZM210 1H212V3L213 2H216V0L215 1H213V0H210ZM225 2H226V0H224ZM223 0H220V3H222V2H224ZM246 0H237L236 1V4H234V5H232L233 4V2H234V0L232 1V3H231V0L229 1V4L228 5H230L231 4V6H234V8L233 7H231L230 6V8L232 9V12H231V10H230V8H228V9H226V6H227V3H226V6H217V8H215V7H212V8H210L211 10H210V12H209V14L212 16L214 13L217 15L216 17L214 16L213 18H216V20L213 22V24H212V22H211V24L213 25V27H211V28H213V30L211 31V36H210V38H208V36L209 35H207L206 37L208 38V39H206V37L202 34V33H198V31H196L197 30V27H196V25L198 26L199 24L201 25V23H199L200 21H203V23L205 22V21H208V20H206V18L207 17H209L210 15H207L208 13L206 12L207 10H204V12L205 13H207L206 15H205V13L202 15V14H200V16L202 15V16H204V18L203 19H205V20H200L199 19V21H198V17L196 18L194 15L195 14H198V13H200V12H203V11H200L199 12V10H198V13H197V11L196 10H194L193 11V9H190V10H192V12H190V13H192V14H194V15H190L189 16V12L186 14V18H187V24H185L186 25V27H185V30H186V32H188L190 35H192V34H194L195 32V34L196 35H194L196 38H193V37H191V39L192 40H189V41H191L192 42V44H190V48H191V51L189 50V49H187V50H189V52L188 53H192V55H193V60H194V62L196 63H193L192 62V64H194V65H191L190 67L188 66V61H187V59H188V54L186 53V55H184L183 54V56H182V53H180L179 51V53H176V51L174 52V54H176L175 55V57L177 58H175L176 59V63L178 64V67L180 68L177 72L175 71V68L173 67L174 65H173V63L172 62H170V56H169V54H168V48H164V47H166V46H161L162 48H157L158 49V51H155L154 53H155V56H154V53H152L154 50H155V47H153V46H150L151 48L149 49L150 51H151V56L150 57H148V60L149 61H147V63H149V65L147 64L146 65V62H145V65H144V67H148V66H150L148 69H147V72H146V68H145V72L142 74V76H141V73H140V75L139 76H141V77H143V78H145L146 80H145V82H140L139 80H140V78L141 77H139V76H137V77H139L138 79V81H137V83L138 82H140L141 84L142 83H151V82H153L152 80H153V78L152 77H156V80H154V81H158L159 79L158 78H160V79H162V78H164V80H165V78L167 79V80H170L169 81V83H171V81H173L170 85L168 84L167 85V83H166V85H167V88H163V90L162 91H160L159 93H160V95H164V99H166L168 102H166V100H165V104L164 103H162L161 102V100L159 99V101L157 100L155 103H159V104H161L162 105V107H163V109H167V110H169L170 109V111H168V117H170V118H173L174 120H170L168 117V119L172 122H170L168 119H162L163 121H164V123L163 122H161L160 120H158V119H156V120H153V114L155 115V111H156V109H155V111H154V113H148L149 114V116H148V114H147V112L146 113H143V112H145V110H146V107H147V105H145V103H144V107L142 106V104H137V105H135V108H134V104H133V102L131 103V99L129 98V96H126V94H127V92L128 91H130V90H128L129 89V86L131 85V84H126V85H124L126 82V80H121L120 82H122V83H119V85L120 84H122V85H124V86H122V85H120V86H122V87H120L118 84V86L120 87H118L117 86V90H116V92H115V95L114 94H112V92L110 91V89L112 88V90L114 89V86L112 85L111 86V88H108L107 87V89H106V101L104 100V103H105V105H103L102 104V107L104 106V108H101V110H103L102 112V114H103V116H101V119H100V124H98V123H96L97 124V130H96V124L95 125H91V126H93V128L97 131V132H99L100 133V135H103L102 133L104 132V134L106 135L105 136V138L107 139V140H109L112 144H113V146H115V151L117 152V154L116 155H119L120 156V158L125 162V163H123V161H120L121 159L119 158V159H117V157H116V161H115V158H113L114 160H112V155L111 154H109V155H111V156H109V157H111V158H108V154H107V148L105 149L106 151H104L105 152V154H106V156H107V159L105 160V158H106V156H105V154H104V152L102 151L101 153L103 154V156H102V154L101 155H97L96 154V156H98V157H96L95 156V152L93 151V148H92V145L91 146H89L90 148H87V144L90 142V143H92L91 141H93L94 142V140H95V138L92 140H90V138H92L89 134V136H87L88 137V139H86V138H84L85 140V142H83V140H82V142H80V145H82L81 143H86L87 142V144L85 145V147L87 148V150H89V151H93L94 153H93V155H91V152H90V154H85L86 156H91V159L92 160H90L91 162L90 163H92V161H93V163L92 164H90V163H87V162H89V159H87V157L83 154H81L83 157H86V158H83V157H80V155L78 154L77 156H76V152H75V159H76V161L77 160H79L78 158L80 157V160H79V163H80V161H81V158L85 161L86 159H87V161H86V163L85 162H83V160L81 161V163L83 162V164H85V165H87V164H89V165H91V166H89L88 167V165H87V167L91 170L92 169V165L93 164H95V162H96V164L95 165H97V161L101 158L102 160H105L104 162H106V161H109V159H110V161H111V163L110 162H108V164H109V166L108 167H106L107 168V170H108V172H109V168H112L113 169V173L111 174L110 172L108 173V172H106V174H107V176H109L110 178L109 179H107V177H106V188L105 189H103V190H105L107 193H109V194H112V195H117L116 194V192H118V193H122V191H124L126 188H128V189H130V190H127L126 189V191H127V194L129 195L128 196V199L129 200H131V203H132V206L134 205L135 206V209L136 208H138L139 210H140V212L142 213V217L140 218V220L138 221H135V219H132L130 216L132 215V213H130V212H135L134 211V209H133V211H131L130 209H129V207H127L128 209H126V207H124L125 205H121V202H118V201H116L117 199L114 197V198H110L111 197V195L109 196V199H110V202H109V205H110V203H112L111 202V200H113V199H116L115 201H113L114 203L113 204H115L116 205V203L115 202H118V203H120V207H119V209L121 210V212H120V214L122 213L124 216H127V215H129V216H127V221H129L130 219L129 218H131V220H132V222H130V228L129 227H127V229L129 228V230H127L126 229V232L124 231L123 233H124V235L123 234H121V235H123L122 237H120L119 238V236L117 237L119 240H121V239H123V240H125V241H127V242H123V240H122V243H125V244H122V243H119L120 241L116 238V239H114V237L112 238V236H113V234H112V236H108L109 237V240H110V242H111V240L114 242L113 244H112V242L110 243L109 241H107L108 239L106 238V242L105 243H109V244H106V245H104V247H103V249L105 250V252H104V250H102L104 253H108V252H113V254H114V252H120V250H121V248L124 250V252H125V250H126V252L125 253H127L126 255H129L128 254V252L127 251H130V256H133L132 258H137V259H135L134 261H136V260H138L139 259V257H138V255L141 257V254L143 253V254H145V252L147 251V247H149L150 245H151V247H152V249L150 248V251L153 253H151V255L148 253V255H150V256H146V255H143L142 254V258H140V259H143V258H145L146 257V260H147V258H149L150 257V259L151 258H153V259H151V260H155L154 259V255H157V257H156V260L158 259V264H169V262H170V259H169V262H168V260H166V259H168V258H166V257H169V256H167V255H170L171 253H173L174 252V250L176 251V247H179L178 249L179 250H182L183 251V253L186 251V253H187V259L186 258H183V256H182V259L184 260V259H186V262L188 263V264H200V262L203 260H200L202 257H207L208 256V253H209V251H211V250H208V252H206L205 250H207L206 248H208V247H206V245L204 246L205 247V249H204V247H203V243H208L209 241H207L206 239V241L207 242H204L203 240L204 239H202L201 240V236H202V234H204L203 233V230L202 229H204L203 228V225H204V223L202 224V227H199L200 226V224H199V226H197L196 224V227L194 226V227H191V226H189V224H188V222H186V220L184 219V217L181 215V213H179L178 212V210L174 207V205L172 204V203H169V202H167L166 200H168V199H166L165 198V196H164V194L163 193H160V192H162V191H158L157 190V188L159 189V187H156L155 185L156 184H153V183H155V182H153V181H150L149 179V176L147 177V175L145 174V173H143V171L144 170H140V168H139V165H141L142 163H140V162H138V159H140V158H138L137 159V156L135 155V154H133V153H131L133 150L135 151V152H137L138 150H136V149H131L129 146H132V143H134V142H137V143H134L135 144V146H134V148L136 147V145L138 144V143H143V139H144V137H143V135L145 134V137H146V135L147 136H150V138L152 137V136H155V137H152L151 139L150 138H146V140H148V141H146L145 142V145L143 144H138L139 146L138 147H136V148H142V150H147V149H149V148H146L145 149V147H147L146 146V144L147 145H149L150 143H152V145H153V142H154V140L156 139L157 140V143H155L156 142V140H155V142H154V145H153V147L152 148H154V146H156V145H159L158 147H161L160 145H162V144H166L167 145V147H168V151H166V153L167 152H169V148H172V150H174V149H177L178 148V146L177 145H179V144H182L183 145V147H186V148H189V147H191V146H193V148H194V142H195V145H196V143H197V147H200L199 149H201L200 151L201 152H203L202 153V155H204V156H202V162L204 163V160L206 159V157H207V153L205 152V151H207V150H209V152H208V154L210 155H208V157H211L212 156V158H214V160H215V158L216 157H213L214 156V154L216 153L217 155L216 156H218V155H220V154H218V153H221L220 151L223 149L225 152H223L224 154L226 153L227 154V156L228 157H223V154L221 153V155H222V161H225V162H229L230 164H224V166L222 167V170H220L221 169V166L219 167L220 169H218V170H216L215 172H214V170L215 169H212V166H211V168H210V165L208 164V163H205V165L207 164V165H209V169H206V170H203L202 171V169L203 168H201V171H197V172H199L200 174H201V176H203L204 174H206L207 176H208V173L207 172H209L211 169L213 170V173H216L217 172V174H214L215 175V178H213V181H215V180H218V179H222L223 181H227L226 183L227 184H225L226 185V189H229V188H232V189H229L230 190V192L232 193V195L234 194L235 195V193H234V191H236V189H239V191L237 190V192H239V193H237L236 192V195H240V196H237V197H240L239 199L237 198V199H234V198H231L230 197V200H232V201H230L229 199H228V197L229 196H232L231 195V193L229 192V190H228V192L230 193L229 194V196H228V193H227V191H225L224 189H222L223 191V194L221 195V194H219L218 196H220L221 198H216V196L217 195H215L214 197L216 198H214V203H211L212 204V206L214 205L215 206V208H214V211L212 212V211H210L209 210V213L208 212H204V215H206L207 217H208V215L210 214V212L212 213V215L211 216H209V219H210V217H211V220H215V221H217L216 223H218V224H216L215 223V221L213 220L212 222H213V224H215V225H217V226H213L214 228H218L217 229V232H218V235L217 234H215V235H217L218 237V239H222V240H224V242L227 240L228 241V239H230L231 240V237H230V232H227L228 231V229H229V231H230V227H228L229 225H228V223L233 219V224H235V225H232V227L234 226L235 227V229H236V233L235 234H237V233H239V234H237V235H235V236H232V237H238L239 239H243V238H245V237H247L246 239L247 240H252L253 239V243H255V245L252 247V248H254L255 247V249L254 250H252V249H250L251 247H249L248 249H250V251L252 250L253 252H250V251H246V252H244L245 251V248H244V250H243V248L241 249L240 247V249L241 250H243V252L240 250H238V249H234V248H232V245H229V246H231V247H229L228 246V244H227V247H228V249H227V251L228 252H226L227 254L226 255H230V256H233L234 255V258L236 259L238 256H240V255H242L243 253H244V255L246 254H249V255H253V253H254V255H258L259 254V251H258V249L260 250L261 249V246H263V244L262 243H260L261 241H259L261 238V236L259 237V238H257V239H259V240H255V235H253V237H252V234H254V233H252L251 232V230H250V228H252V227H249L250 226V221L251 220H253V219H255V221L257 220L256 218H257V215H259V216H261V212H259V211H257V209H258V206L260 207V205L262 206V209L264 208L263 206H264V193H262V192H264V190L261 192L262 193V195L259 193L260 191H258L257 192V190H256V188L258 187V183H260V182H262L263 180H259V176H261V174H262V171H264V164L263 165H258L259 166V170L256 172V169H255V172L253 171H251V169H250V172H249V170L247 171V170H245L244 168H245V166L243 165V164H247L246 163V161L247 162H249V165L251 164V163H253V162H255V160H256V162L255 163H257L258 161L257 160H259V159H261V157L263 158L264 157V146H262L261 144H263L264 142V140H262L263 139V137H264V133H262L263 131H264V128L262 127V124L263 123H261L262 122V120H261V118H262V115L261 114H258V113H255V111H253V100L255 99V98H258L260 101H258V102H260L259 104H261V101L263 100V95H264V91H262V89H263V87H264V85H263V87H262V85H261V83L260 82H258V81H256V78L257 79H261L262 77H263V74H264V69L261 71V72H263V73H261V75H259L260 74V72H259V74H256V73H254L253 71L251 72V70H247V72L246 73H244L243 72V70L245 69V68H247L248 67V65H246L247 67H245V68H240L239 66H238V68L237 69H243V70H241V71H239V72H242V73H244V74H238L239 76H238V78L237 79H235L234 81H232L231 79H229V80H231L232 81V86L234 85L235 87H239V91H238V93L237 94H234V95H236L235 97H233V95H230V94H233V93H231V92H229V95L227 96H225V90H228V89H230V87H227V89L225 88V90L223 91L224 92V94H222V95H219V91L217 92V89H218V87L216 88V86L218 85L219 86V83H221V84H223L220 80H219V77L218 76H221V73L220 72H217L218 71V67H219V65L221 64H224V63H228V62H232V65L234 64L235 65V63L230 59V61H226L227 59L226 58H228L229 56H231L232 54H233V52H238V51H236V49H234L235 51H233L232 50V48H231V50L233 51H224V50H230V49H225L227 46H226V44L225 45H223V47L224 48H222V41H224V39H225V37H226V35L228 34V35H230L229 34V32H227L228 30H226V28L225 27H227L228 28V26H229V24L230 23H233V21H234V23H236L237 25H238V21H240L241 23L240 24H243V20H241L243 17H245L244 16V14H246V19L244 20L245 21V23H252L253 22V19L255 20V19H258V21L260 20V18L261 19H263L262 18V16H263V14H264V8L262 7H260L261 6V4L259 3V2H262V1H264V0H259L258 1V8L260 9H258L256 6H254L253 8H252V10H253V12L251 13L250 12V10H246V8H245V6H246V2H249V1H246ZM251 1H256V0H251ZM131 2V1H130ZM160 2V1H159ZM176 2V1H175ZM184 2V1H183ZM182 2V3H183ZM191 2V3H190ZM200 2H201V0H200ZM228 2V1H227ZM239 2H241V4H239ZM243 2H245V5L243 4ZM249 3V4H252L251 6H253L256 2H254V3ZM124 3V2H123ZM126 3H128L129 4V2H126ZM133 3V2H132ZM136 3V2H135ZM147 4H148V2H146ZM154 3V2H153ZM219 3V4H220ZM238 3V4H237ZM264 3V2H263ZM262 3V5H264ZM34 4V3H33ZM119 4V3H118ZM127 4V5H128ZM140 4V3H139ZM143 4H144V1H143ZM193 4V5H194ZM216 4V3H215ZM248 4V5H249ZM257 4H255V5H257ZM121 5V4H120ZM145 5V4H144ZM163 5V4H162ZM161 5V6H162ZM174 5V4H173ZM214 5V4H213ZM222 5V4H221ZM225 5V4H224ZM141 6V5H140ZM151 6V5H150ZM192 6V5H191ZM238 6H239V9L241 8H243L242 10H238V9H236V8H238ZM241 6V7H240ZM243 6V7H242ZM251 6H249V7H251ZM142 7V6H141ZM145 7H147V5L145 6ZM148 7H149V5H148ZM155 7H157V6H155ZM168 7V6H167ZM197 7V6H196ZM219 7V8H218ZM247 7V6H246ZM33 8V7H32ZM37 8V7H36ZM109 8V7H108ZM121 8V7H120ZM123 8V7H122ZM138 8H139V6H138ZM158 8V7H157ZM162 8V7H161ZM160 7H159V9H161ZM170 8V7H169ZM200 8V7H199ZM198 8V9H199ZM203 8V7H202ZM213 8H215L214 10H215V12H213V13H211V11L213 10ZM225 8V9H224ZM255 8H257L258 10H255ZM136 9V8H135ZM152 9V8H151ZM173 9V8H172ZM235 11H234V10ZM34 10V9H33ZM115 10V9H114ZM117 10H119V9H116V13H113V12H115V11H113L112 13H111V15H114V16H109L110 17V21L112 20V18L114 17L115 18V16H117V14L119 15V13L118 12H122V11H126V9L125 10H123V9H121L120 11H117ZM154 10V9H153ZM164 10H166V8L164 9ZM169 10V9H168ZM181 10V9H180ZM184 10V9H183ZM203 10V9H202ZM245 10V11H244ZM251 10V11H252ZM255 10V11H254ZM127 11L129 12V11H131V13H135V11H134V9H133V12H132V10L130 9L129 10V8L127 7ZM138 11V10H137ZM160 11V10H159ZM175 11H178V10H175ZM218 11V13H216ZM241 11V12H240ZM244 13H243V12ZM127 12V13H128ZM139 12V11H138ZM137 12V13H138ZM166 12V11H165ZM174 12V11H173ZM195 12V13H194ZM136 13V14H137ZM162 13H163V11H162ZM161 13V14H162ZM170 13V12H169ZM250 13V14H249ZM125 14H126V12H125ZM128 14H130V12L128 13ZM147 14V13H146ZM158 14V13H157ZM164 14V13H163ZM162 14V15H163ZM166 15H167V13H165ZM179 14V13H178ZM121 15V14H120ZM130 15H132V14H130ZM152 15V14H151ZM199 15V14H198ZM127 16V14L125 15V16H122V17H126ZM141 16V15H140ZM145 16V15H144ZM170 16V15H169ZM176 16V15H175ZM202 16H201V18H202ZM211 16H210V18H211ZM103 18H105L106 17V19L107 20H105V19H101L100 20V22L102 21L104 24H105V22L106 21H109L108 20V16L106 15L105 17L104 16H102ZM131 17V19H128L127 20V23L126 24H129V23H132V22H134V18H133V16H130ZM135 18H136V16H134ZM152 16H150L149 18H151ZM173 17H174V15H173ZM181 17V16H180ZM218 17V18H217ZM129 18V17H128ZM159 18V17H158ZM165 18H166V16H165ZM175 18V17H174ZM182 18V17H181ZM209 18V19H210ZM212 18V19H213ZM147 19V18H146ZM176 19H177V17H176ZM178 19L179 20H174V21H176L177 23V25L179 26L180 24H178V23H180L179 21L181 20L179 17H178ZM196 19H197V21H196ZM218 19V20H217ZM105 20V21H104ZM124 20H126V19H124ZM152 20V19H151ZM163 20V19H162ZM211 20V19H210ZM248 20V22H246ZM150 21V20H149ZM153 21V20H152ZM172 21V20H171ZM171 21H170V23H171ZM232 21V22H231ZM250 21V22H249ZM85 22V21H84ZM101 22V23H102ZM126 21H124V23H125ZM142 22V21H141ZM151 22V21H150ZM163 22V21H162ZM183 22H185V21H183ZM196 22H198L197 24H195ZM210 21H208V23H209ZM227 22H228V26H227ZM255 22H256V20H255ZM135 24H133L132 23V25L130 24V28H132V29H134V28H136L137 29V31L136 32H140V30L142 31V25H141V23H138V25L136 24V22H134ZM166 23V22H165ZM173 23V22H172ZM172 23L170 24V28L173 30L174 29V27H175V22H174V26L172 25ZM260 23H261V21H260ZM259 22H256L255 23V27H258L259 26V24H260ZM152 25H153V23H151ZM162 24V23H161ZM160 24V25H161ZM168 24V23H167ZM166 24V25H167ZM193 24H195L194 26L196 27V30H194L193 31ZM210 24V23H209ZM224 24L226 25V26H224ZM236 24H235V26H236ZM239 24V25H240ZM105 25H107V24H105ZM144 25V24H143ZM172 25V26H171ZM191 25L193 26L192 27V29L190 28L191 27ZM204 25V24H203ZM211 25V26H212ZM233 25V24H232ZM239 25L237 26V27H239ZM153 26H155L156 28H157V26L154 24ZM162 26H163V24H162ZM205 26V25H204ZM234 26V25H233ZM241 26V25H240ZM243 27L245 26V25H242ZM254 26V25H253ZM126 27V26H125ZM177 27V26H176ZM175 27V28H176ZM181 27H183L184 28V26H181ZM194 27V28H195ZM232 27V26H231ZM237 27H235V28H237ZM262 27H264V26H262ZM162 28V27H161ZM183 28H180L179 30H180V32H182L183 30ZM207 28V27H206ZM230 29V27H229V29L230 30H232V31H230L231 32V34H233V33H235V31L234 30H236V29ZM241 27H239L238 29H240ZM245 28V27H244ZM248 29H240V30H242V31H239L238 29H237V31H239V32H241V33H238L237 31V33L238 34H233L232 36H233V38L236 36V35H238V36H236L234 39V43H235V45L237 44V42H238V40L240 39L239 37H241L243 34H246L247 33V31H249V34L251 33V34H254L253 32L255 31V30H257V28H255V29H252V27H247ZM259 28V27H258ZM151 29V28H150ZM153 29V28H152ZM151 29V30H152ZM160 29V28H159ZM159 29H158V31H159ZM190 29L192 30V31H190ZM260 29V28H259ZM161 30H163V29H161ZM185 30L183 31V34H185L186 32H185ZM199 30V29H198ZM204 31V30H203ZM162 32V31H161ZM176 32V31H175ZM259 32H260V30H259ZM262 32V31H261ZM260 32V33H261ZM264 32V31H263ZM35 33V32H34ZM137 33V34H138ZM141 33V32H140ZM143 33H145V32H143ZM172 33V32H171ZM170 33V34H171ZM188 33H186V34H188ZM192 33V34H191ZM198 33V34H197ZM260 33H258L259 35H260ZM52 34V33H51ZM169 34V35H170ZM175 34V33H174ZM173 34V35H174ZM176 34H177V36L178 35H180L179 33H177L176 32ZM201 34V35H200ZM242 34V35H241ZM256 34V33H255ZM53 35V34H52ZM51 35V36H52ZM55 35V34H54ZM145 35V34H144ZM146 35H148V33L146 34ZM198 35H200V37L198 36ZM262 35V34H261ZM49 36V35H48ZM150 36V38H151V35H149ZM167 36V35H166ZM165 36V37H166ZM171 36H172V34H171ZM176 35H174L173 37H175ZM181 36V35H180ZM179 36V37H180ZM183 36H185V35H183ZM198 36V37H197ZM202 36V37H201ZM263 38H264V33H263ZM261 36V37H262ZM43 37H44V34H43ZM58 37V36H57ZM203 37H205V38H203ZM256 38H258L259 36H255ZM33 38V37H32ZM142 38V37H141ZM185 38V37H184ZM183 38V39H184ZM203 38V39H202ZM228 38H229V36H228ZM228 38L226 37V39L228 40ZM245 38V35L243 36V38H241L240 40H242V42L245 40L244 39ZM246 38H247V36H246ZM249 38H251L250 36H249ZM260 38V37H259ZM28 39V38H27ZM41 39V38H40ZM43 39V38H42ZM45 39V38H44ZM56 39H58V38H56ZM146 39H149V38H146ZM146 39H143L144 41L146 40ZM173 40H174V38H172ZM183 39H181V40H183ZM193 39H194V41H193ZM196 39V40H195ZM209 39H211L210 41H209V44H213V47H214V51H216V52H213V50L210 52V53H216V55L217 56H219L218 58H224V52H226V53H230V52H232L231 54H226V56L227 55H229V56H225V58H224V60H225V62H224V60L222 61V59H221V63L219 62V60L220 59H218L217 61L220 63H217V61L214 59V57H213V59L214 60H212L211 58H207V59H211V63H213L212 61H215L211 66H208L207 67V69L209 68V67H211V69L210 70H212V71H210L209 70V72L211 73L210 75H217L218 73H220L217 77V79L218 80H216V81H218V83L216 82V81H213L214 80V77L213 78H211V76H209L208 78H207V76L209 75V73H208V70L206 69V67H204L203 66V69H206L205 70V72L206 73H208L207 74V76H205V79L206 80H204V75H203V73H202V75L203 76H201L200 74H201V70H202V65L201 64H203L201 61H204V59L203 60H200V59H198V57L200 56V51H201V55L202 56H204V53L206 54V55H208V53L209 52H207V51H205L206 50V46L207 45H205V43L204 42H206L207 43V41L206 40H209ZM244 39V40H243ZM255 39V38H254ZM253 39V40H254ZM262 39V38H261ZM158 40V39H157ZM181 40H177V38L175 37V42L176 41H178V42H176L177 43V45H176V43H174L175 44V46L176 47H178L179 48V46L180 45H178L179 44V42H181ZM203 40H205V41H203ZM233 40V39H232ZM249 40V39H248ZM256 40H258V39H256ZM42 41V40H41ZM140 41V40H139ZM143 41V42H144ZM148 41V40H147ZM150 41V40H149ZM186 41H188V40H186ZM185 41V42H186ZM203 41V42H202ZM226 41V40H225ZM251 40H249V42H250ZM264 40L262 39V41L261 42H263ZM30 42V41H29ZM32 42V41H31ZM58 42H59V49L58 50H60L59 52H64V53H66V58L63 60L64 61V63L65 64H67V67L71 70V72L72 73H78V69L77 68H81V69H83V68H86L87 67V63H86V61L84 60V58H83V55L82 54H80V56L83 58H81V57H79V55L77 54V53H75L74 51H73V49H71L67 44H66V42H65V39L64 38H60V39H58ZM119 42V41H118ZM168 42V41H167ZM184 42V41H183ZM183 42H181V44H183ZM204 43V45L205 46H203V44H202V46H201V43ZM229 42H230V40H229ZM232 42V41H231ZM230 42V43H231ZM241 41H239L238 43H240ZM249 42H248V44H249ZM252 42V41H251ZM250 42V43H251ZM255 42V41H254ZM258 42H259V40H258ZM257 42V43H258ZM260 42V43H261ZM45 43H47V42H45ZM48 43H50V42H48ZM47 43V44H48ZM147 42H145L144 44L145 45H147L146 44ZM165 43V42H164ZM170 43V42H169ZM188 43V42H187ZM260 43H258L257 45H259ZM40 44H42V43H40ZM51 44V43H50ZM49 44V45H50ZM53 44V43H52ZM117 44H119V43H117ZM140 44V43H139ZM173 44V45H174ZM185 44V43H184ZM194 44V45H193ZM209 44H208V46H209ZM224 44V43H223ZM229 44V43H228ZM232 44V43H231ZM243 44V43H242ZM247 44V43H246ZM24 45H26V44H24ZM30 45V44H29ZM37 45V44H36ZM45 45V44H44ZM48 45V46H49ZM159 45H160V43H159ZM240 45V44H239ZM251 45V44H250ZM253 45H256V44H254L253 43ZM263 45H264V43H263ZM262 45V46H263ZM32 46V48H33V45H31ZM148 46V45H147ZM182 46V45H181ZM181 46H180V49H181ZM185 46V45H184ZM186 46H188V45H186ZM185 46V47H186ZM192 46H194V47H192ZM201 46V47H200ZM226 46V47H225ZM248 46V45H247ZM246 46V47H247ZM28 47V46H27ZM43 47V46H42ZM51 48H53L52 47V45L50 46ZM159 47V46H158ZM167 47H169L168 45H167ZM183 47V46H182ZM189 47H186V48H189ZM212 46H210V47H208V49L209 48H211ZM229 47H233V44L231 45V46H229ZM236 47H237V45H236ZM235 47V48H236ZM239 47V46H238ZM245 49H247L248 50V47L246 48L245 46H243ZM242 47V48H243ZM254 47H256V46H254ZM253 46L251 47V49L252 48H254ZM258 47H260V48H258ZM258 47H256V48H258L259 50L260 49H263L260 45L258 46ZM264 47V46H263ZM50 48V49H51ZM204 48V49H203ZM228 48V47H227ZM234 48V47H233ZM256 48H255V50H256ZM29 49V48H28ZM39 49H42V48H39ZM49 49V50H50ZM179 49V50H180ZM182 49H184V48H182ZM203 49V50H202ZM207 49V50H208ZM258 49L256 50V51H258ZM36 50V49H35ZM34 50V51H35ZM51 50H53V54H54V57H52L53 58V60L50 62V63H52L53 61H55V60H57L58 58H57V56H58V50H56V48H55V50L54 49H51ZM224 52H223V51ZM239 50V49H238ZM242 49H240L239 50V52L237 53V55L239 54V53H243V51H241ZM247 50H245L244 52H246ZM33 51V52H34ZM39 51H41V50H39ZM43 51V50H42ZM48 51V50H47ZM208 51H210V49L208 50ZM250 51H252V52H250ZM256 51H255V54H256ZM261 51V50H260ZM259 51V52H260ZM45 52V51H44ZM184 52V51H183ZM248 52H250V53H254V49L253 50H250V47H249V50L247 51V56H246V58H248V56H250V55H254V57H255V54H248ZM258 52V53H259ZM262 52V51H261ZM35 53V52H34ZM52 53H50V54H52ZM108 53H110V52H108ZM106 54V57H111L112 56V58L114 57V55H111V53L110 54ZM118 53V52H117ZM123 53V52H122ZM147 53V52H146ZM263 53V52H262ZM42 54V53H41ZM53 54L51 55V56H53ZM125 55L127 54V53H124ZM150 54V53H149ZM234 54H236V53H234ZM233 54V55H234ZM245 55H246V53H244ZM261 54V53H260ZM259 54V55H260ZM47 55V54H46ZM115 55H116V53H115ZM205 55V56H206ZM215 55V56H216ZM232 55V56H233ZM256 55H258V54H256ZM264 55V54H263ZM37 56V55H36ZM56 56V57H55ZM122 56V55H121ZM120 56V57H121ZM124 56V55H123ZM127 56H129L130 57V55H129V52H128V54H127ZM127 56H125V58L127 57ZM145 56V55H144ZM201 56V57H202ZM209 56H214V55H212V54H209ZM221 56H223V57H221ZM241 56V55H240ZM261 56H262V54H261ZM260 56V57H261ZM119 57V58H120ZM146 57V56H145ZM239 57V56H238ZM250 57H252V56H250ZM111 58V59H112ZM123 58V57H122ZM229 58H231V57H229ZM229 58H228V60H229ZM241 58H243L242 56L240 57V59ZM245 58V57H244ZM257 58V56L255 57V58H251L250 60L251 61H254L255 59ZM50 59V58H49ZM55 59V60H54ZM232 59H234V56H233V58ZM235 59H236V57H235ZM238 59L239 58H237V60H235L236 61V63H237V61H238ZM239 59V61H242V60H240ZM254 59V60H253ZM264 59V58H263ZM262 59V60H263ZM113 60V59H112ZM206 60V59H205ZM244 61L246 60V64H251V62H247V59H243ZM116 61V60H115ZM157 61V62H156ZM56 62V61H55ZM55 62H53V63H55ZM201 62V63H200ZM224 62V63H223ZM50 63H47V64H50ZM56 63H60V62H56ZM189 63H191V62H189ZM200 63V64H199ZM207 62H205V65H207L206 64ZM219 64V65H217L216 66V68H217V71L215 70V69H213V68H215V66L213 67V65L214 64ZM245 63V62H244ZM253 63V62H252ZM256 63V62H255ZM31 64V63H30ZM36 63H34V65H35ZM38 64V63H37ZM39 64H41V63H39ZM42 64H44L43 62H42ZM61 64V63H60ZM170 64H172L173 66H171ZM199 64V65H198ZM208 64H209V62H208ZM215 64V65H216ZM231 64V63H230ZM229 64V65H230ZM8 64L5 62H3L2 61V59H1V57H0V73L2 72L4 75H11L10 76V78L8 79V80H12V78H13V80H12V82H14L15 81V79L14 78H17V75L18 74H16V77H15V74L13 75V73L11 74L10 73V69H9V67L7 66ZM32 65H33V63H32ZM33 65V66H34ZM204 65V64H203ZM220 65V66H221ZM237 65H243V64H241V63H238ZM256 65V64H255ZM46 66V65H45ZM177 66V65H176ZM194 66V67H193ZM259 66H261V65H259ZM263 66H264V64H263ZM35 67V66H34ZM41 67V66H40ZM44 67V66H43ZM160 67V68H159ZM193 67V71H190L191 73H193L194 72V70L196 69L197 70V74H195V75H197L198 76V79H197V77L195 78V80L196 81H194L193 83L194 84H190L191 83V79H190V82L189 83H187L188 81H189V79H188V76H187V78L186 77H184L183 75H187V72H188V70H190L191 68ZM225 67H227L228 68V66H225ZM251 67V66H250ZM253 67H255V66H253ZM252 67V68H253ZM257 67V66H256ZM31 68V67H30ZM115 68H117V67H115ZM195 68V69H194ZM223 68H224V66H223ZM223 68H219V70L221 71V69H223ZM231 68V67H230ZM235 71H236V67H232ZM232 68L231 69H229L228 68V70H232ZM249 68V67H248ZM247 68V69H248ZM264 68V67H263ZM29 69V68H28ZM27 69V67H26V69L25 70H28ZM178 69V68H177ZM176 69V70H177ZM224 69H226V68H224ZM223 69V70H224ZM254 69H256V68H254ZM32 70V69H31ZM117 70V69H116ZM177 73V75L178 76H176L177 77V79H175L176 77H175V72ZM192 70V69H191ZM222 70V71H223ZM34 71V69L32 70V71H30V72H33ZM135 71V70H134ZM144 71V70H143ZM200 71V72H199ZM233 72V73H236V72ZM245 71V70H244ZM199 72V73H198ZM204 72V71H203ZM204 72V74H206ZM29 73V72H28ZM27 73V74H28ZM67 73H69V72H67ZM196 73V72H195ZM225 73V72H224ZM223 73V74H224ZM254 73V74H253ZM30 74H32V73H30ZM70 74V73H69ZM257 76H256V75ZM2 75V74H1ZM3 75V76H4ZM66 75V74H65ZM71 75V74H70ZM227 75H230V74H227ZM226 75V76H227ZM232 75V74H231ZM258 75L259 76H261V78H258ZM8 76V77H9ZM14 76V77H13ZM20 76V75H19ZM26 76V75H25ZM132 76V75H131ZM191 76V75H190ZM256 76V77H255ZM24 77V75L21 77V78H23ZM137 77H136V79H137ZM193 77H195V76H193ZM192 77V78H193ZM224 77V75H222L221 77H220V79H224L223 78ZM236 77H237V74H236ZM143 78H141V80L143 79ZM184 78H186V80L184 79ZM210 78V79H209ZM226 79H227V77H225ZM264 78V77H263ZM19 79V81H20V77L18 78ZM18 79H17V81H15L16 82V84H17V82H18ZM24 79H25V77H24ZM136 79H135V81H136ZM158 79V80H157ZM174 79H175V83H174ZM188 79V80H187ZM212 79V83L213 82H216L217 83V85H215V84H211V87H213L214 85H215V87H213V88H211L210 87V85H208V81L209 80H211ZM226 79H224V80H226ZM234 79V78H233ZM22 80V79H21ZM254 80H255V82H254ZM262 80V79H261ZM144 81V80H143ZM147 81V82H146ZM179 81V82H178ZM204 81V84H206L205 82H207V84L206 85H204V86H206V88L208 87L209 88V90L207 89L206 91L204 90V92H211V94L213 93L215 96H216V94H217V96L219 95L220 97H221V99L223 98V96L224 97H226V99L227 100H224L223 99V101H224V103H225V101H226V104L227 105H225V109H223L224 108V103H221V104H223V107L221 108V106L219 105L218 107L219 108H216V105H213L215 108H210L209 106V108H210V110H211V112H212V114H211V117H209V111H208V113L207 114H209V115H207V117L206 118H209V120L208 119H206L205 118V121H203V116H201V107L202 108H205L203 105H202V103H204L205 102V99H207L208 100V98H204V97H206L209 93H207V95H206V93L205 94H202L203 95V97L201 96V95H199V93H200V91H202L203 90V88H205V87H200V85L199 84H202V82ZM264 81V80H263ZM134 82V81H133ZM166 82V81H165ZM168 82V81H167ZM210 82V81H209ZM210 82V83H211ZM225 82V81H224ZM235 82V83H234ZM19 83V82H18ZM156 83V82H155ZM164 83V82H163ZM178 83V84H177ZM227 83V82H226ZM259 83V84H258ZM15 84V85H16ZM136 84V83H135ZM135 84H132L130 87H132V90L133 89H135V87L136 86H134ZM140 84V85H141ZM145 84V85H146ZM173 84V85H172ZM180 84V85H179ZM228 84V83H227ZM231 84V83H230ZM13 85V84H12ZM17 85H20V84H17ZM139 85V84H138ZM144 85V86H145ZM150 85V84H149ZM148 84H147V86H149ZM158 85V84H157ZM203 85V84H202ZM213 85V86H212ZM14 86V85H13ZM128 86V87H127ZM134 86V87H133ZM143 86V85H142ZM153 86V85H152ZM163 86H165V85H163ZM169 86V87H168ZM170 86H172L173 88H177V86H179L180 87V89H182V91H181V98L180 97H178V98H180V100H178L177 99V97H175V96H173L174 95V93L173 92H176L172 87L170 88ZM226 86V85H225ZM229 86H231V85H229ZM9 88H10V86H8ZM15 87V86H14ZM150 87H151V85H150ZM166 87V86H165ZM198 87H200V88H202L200 91H198L199 89H198ZM219 87H221V86H219ZM222 87H223V85H222ZM121 88H123V91L122 90H120ZM214 88L216 89V90H214ZM260 88H262V89H260ZM8 89V88H7ZM15 89H16V87H15ZM165 89V90H164ZM174 90V91H171V90ZM222 89H224V87L222 88ZM222 89H220V92L222 93ZM11 90H12V88H11ZM135 90H137V89H135ZM140 90V89H139ZM161 90V89H160ZM237 90V89H236ZM7 91V90H6ZM159 91V90H158ZM180 91V90H179ZM178 91V92H179ZM214 91H216V92H214ZM233 91H235V89L233 90ZM15 92V91H14ZM5 93V92H4ZM126 93V94H125ZM177 93V92H176ZM202 93V92H201ZM228 93V92H227ZM236 93V92H235ZM157 94H158V92H157ZM179 94V95H180ZM211 95V96H214V95ZM96 95L100 98V99H102L103 98V96H101V93L99 92V93H96ZM123 95V96H122ZM127 95H130V94H127ZM176 95V94H175ZM206 95V96H205ZM256 96L255 98L253 97V96ZM126 98H125V97ZM193 96V100H194V98H195V103L196 104H193L194 106H192L191 107V105H190V103L188 104V105H186V108H188L187 106H189L190 105V107L191 108H197V106H199L198 108H197V111L194 109V111H196V112H192L190 109V107L187 109V110H189V111H187V113H189V114H186V115H188V116H185V113L184 112H186V108H183L185 105V102H187L188 103V101L189 102H193V101H191L192 99H190V97H192ZM195 96V97H194ZM198 96V97H197ZM208 96H210V95H208ZM218 96V97H219ZM232 96V97H231ZM258 96V97H257ZM145 97H146V95H145ZM160 97V96H159ZM184 97V98H183ZM121 98H123V99H121ZM152 98V97H151ZM160 98H163V96H161ZM214 98V97H213ZM260 98H262V99H260ZM122 101H121V100ZM188 101H187V100ZM216 99H217V97H216ZM253 99V100H252ZM257 99V100H258ZM125 100H127V101H125ZM129 100V101H128ZM155 100V99H154ZM206 100V101H207ZM257 100H255V102L257 101ZM163 101V100H162ZM209 101V102H208ZM207 102L209 103V105H210V103H212V104H214L213 102H215V100L213 101V102H210V99L208 100ZM212 101V100H211ZM219 101V100H218ZM245 102L246 103V106L248 107V105H249V108H246L245 107V115L244 114H242V111H243V103L241 104V103H239L238 104V102ZM127 102V103H126ZM128 102H130L129 104H128ZM154 102V101H153ZM170 102V103H169ZM207 102H206V105H207ZM217 102V101H216ZM262 102H264V100L262 101ZM126 103V104H125ZM143 103V102H142ZM147 103V102H146ZM167 103H169L168 105H167ZM251 103V104H250ZM128 104V105H127ZM132 104H133V108L131 107L132 106ZM158 104V106L160 107V105ZM192 104V103H191ZM205 104V103H204ZM215 104H217V103H215ZM220 104V103H219ZM240 104H241V106H240ZM262 104H264V103H262ZM261 104V107L263 106ZM70 105V104H69ZM72 105V104H71ZM75 105V104H74ZM141 105V106H140ZM177 107V112H175V106ZM178 105V106H177ZM195 105H196V107H195ZM200 105H202L201 107H200ZM239 105V106H238ZM251 105H253V106H251ZM256 106H258V105H255V107ZM69 107V106H68ZM140 107V108H139ZM149 107V106H148ZM147 107V108H148ZM154 107H157V106H154ZM161 107V108H162ZM183 108L184 110H182L181 108ZM231 107H233L232 109H231ZM242 107V108H241ZM260 107V105L258 106V108ZM105 108H106V110H105ZM142 108V109H141ZM178 108H180L182 111H184L183 112V114L184 115H181V113H180V110L178 109ZM208 108V109H209ZM253 108V109H252ZM150 109V108H149ZM158 110V109H157ZM198 110H200V112L198 111ZM205 110H207V108L205 109ZM255 110V109H254ZM264 110V109H263ZM106 111V112H105ZM146 111H148V109L146 110ZM150 111H151V109H150ZM150 111H148V112H150ZM158 111H160V109L158 110ZM163 111V110H162ZM161 111V112H162ZM235 113H234V112ZM240 111V112H239ZM262 111V110H261ZM260 111V112H261ZM96 113V112H95ZM121 113H122V115H121ZM124 113V114H123ZM142 113H143V115H142ZM160 112H158V115H160L159 114ZM166 113V112H165ZM172 114V115H169V114ZM180 113V114H179ZM200 114V116H198L197 114ZM101 114V113H100ZM144 114H145V116H147V118L146 117H142V116H144ZM147 114V115H146ZM179 114V115H178ZM150 115H152V116H150ZM157 115V116H158ZM196 115V116H195ZM205 115H206V113H205ZM236 115H237V117L239 116L240 118H238L237 119V117H236ZM95 116V115H94ZM141 116V117H140ZM163 115H161L160 116V118H163L162 117ZM185 116V117H184ZM193 116H195V118L193 119ZM93 117V116H92ZM97 117V116H96ZM95 117V118H96ZM155 117H156V115H155ZM154 117V118H155ZM183 117H184V119H183ZM205 117V116H204ZM264 117V116H263ZM6 118V117H5ZM149 118V119H148ZM152 118V119H151ZM159 118V117H158ZM186 118V119H185ZM191 118L194 120H191ZM196 118H198V119H196ZM199 118H202V122H205L206 124H208V126H210L211 124L213 125V123H214V120H215V125H216V121L217 120H221L222 122H224V121H226V122H229V120H230V123L232 124V125H235V124H233V120L232 119H234L236 122L240 119V120H242L241 122H240V120L238 121V125L240 126L241 124L242 125H244L243 126V129L244 130H241L242 129V127H240L241 129H239V131H240V133H241V131H243L244 133H245V136L248 134V133H250V135H252V137L254 136V137H256L255 135H257V134H259V133H262V138L260 137L259 138V136L261 135V134H259L258 135V137H256V140H257V138H258V141H260V139H261V141L262 142H257V144L256 145H252V147H251V149H246V148H242V149H239L238 147H234V146H239V145H234V144H241V143H244L242 140H245L246 141V139H245V137L243 136V139H241V137H240V139H241V141L240 140H238V142H233L234 140H233V138H232V140H230V141H228L229 143H227V144H229V146H231L230 144L232 143V145H234V146H232V147H229V146H227V144H225L223 141L225 140V142H227L226 141V139L228 140V138L230 137V139H231V136H228L227 134L229 133V135H231V124L230 123H225L226 125H228V128L230 127V129L229 130H227L228 128H227V126H226V130H225V132H227L226 133V139L224 138V139H222V138H220L219 140H221V142L222 143H220V141L218 142L219 144H225V147L226 148H223L222 147V145L220 146H216L217 145V142H216V139H214L215 140V142H216V145H214V146H216V149L215 150H217L216 152H214L215 150L214 149H211V148H213L212 146V143H214V142H211V141H213V140H210V137H209V140H210V142H211V144H210V142L207 140L208 138H206V137H208L209 135H210V133L212 132L211 131V129H210V127H208V129L206 130L205 129V131H204V133L201 131L200 132V130L202 129H196L195 128V130H192L191 128V125H194L195 123V125H197V123H199L200 122V120L201 119H199ZM236 118V119H235ZM106 119V120H105ZM141 119V120H140ZM143 119V120H142ZM150 119H151V121L154 123V124H152L151 123V121H150ZM223 119H224V121H223ZM229 119V120H228ZM5 120V119H4ZM97 120V119H96ZM95 120V121H96ZM98 120H99V116H98ZM97 120V121H98ZM158 120V124L156 123V121ZM206 120H207V122H206ZM228 120V121H227ZM6 121H8V120H6ZM94 121V122H95ZM160 121V122H159ZM173 121H176V122H179L180 124H181V126L182 127H180V125L178 126V125H176L175 124V122H173ZM194 123H193V122ZM199 121V122H198ZM231 121H233V122H231ZM248 121V122H247ZM0 122H2V121H0ZM106 122V123H105ZM166 122H168V123H166ZM218 123H219V121H217ZM222 122L220 123L221 124V126H220V128H223L222 127ZM240 122V123H239ZM8 123V122H7ZM139 123L140 124H142L143 125V127H144V129H145V131H143V128H141V129H139L140 128V126H138L139 125ZM174 123V124H173ZM192 123V124H191ZM94 124V123H93ZM157 124V125H156ZM170 124V125H169ZM173 124V126H171ZM224 123H223V125H225ZM169 125V126H168ZM175 125V126H174ZM201 124L199 123V126H200ZM230 125V126H229ZM237 125V124H236ZM264 125V124H263ZM178 126V127H177ZM214 126V125H213ZM238 126V127H239ZM77 127H78V125H77ZM79 127H81V126H79ZM137 127H139V128H137ZM216 127V126H215ZM225 127V126H224ZM236 127V126H235ZM214 128V127H213ZM219 128V127H218ZM65 129V128H64ZM72 129H74V128H72ZM87 129H88V127H87ZM194 129V128H193ZM215 129V128H214ZM263 129V130H262ZM69 131H68V134H69V132H70V130L71 129H68ZM92 130V129H91ZM140 130H142L141 132H140ZM236 130V129H235ZM82 131V130H81ZM88 131V130H87ZM86 131V132H87ZM94 131V130H93ZM193 131V132H192ZM198 131V132H197ZM230 131V132H229ZM60 132H61V128H60ZM65 132V131H64ZM74 132H75V130H73V132L71 131V133H73L74 134ZM84 132V131H83ZM88 132H90L91 134H92V131H88ZM145 132V133H144ZM224 132V133H225ZM243 132H242V134H243ZM71 133L69 134V136L71 135ZM77 133V132H76ZM143 135H142V134ZM197 134L196 136L198 137H195V134ZM200 135H199V134ZM203 133V134H202ZM217 133V132H216ZM221 133V132H220ZM219 133V134H220ZM233 133V132H232ZM238 133V134H237ZM235 132L234 131V134H232V136L233 135H235V134H237V135H239V132ZM55 134H57V132L55 133ZM65 134V133H64ZM67 134V133H66ZM67 134V135H68ZM78 134V133H77ZM80 134H82V133H80ZM79 134V135H80ZM87 134V133H86ZM95 134V133H94ZM192 134H193V136H192ZM218 134V133H217ZM60 135H61V133H60ZM127 135H129V136H134L133 138L132 137H129L128 136V138H127V140H131L132 139V142L131 141H127L126 140V137H127ZM249 134H248V136H250ZM81 136V135H80ZM83 136V135H82ZM82 136H81V138L80 137H78V136H76V137H78L79 138V141H81V139H82ZM212 136H214V134L212 135ZM219 136V135H218ZM220 136H222L223 137V135L221 134ZM240 136V135H239ZM239 136H237V137H239ZM58 137H60V136H57V138ZM68 136H65V138H67ZM71 137H72V135H71ZM70 137V138H71ZM84 137V136H83ZM192 138V140H195L196 138L197 139H199V140H197V142L196 141H194L193 142V144L190 146V142H192L189 138ZM195 137V138H194ZM56 138V139H57ZM65 138H63V139H61V140H64ZM69 138V139H70ZM74 138V136L72 137V139ZM78 138H76V140L78 139ZM138 139L139 140V142H138V140L136 141V139ZM217 138V137H216ZM234 138H235V136H234ZM71 139V140H72ZM97 139V138H96ZM124 139L126 140V141H124ZM133 139H134V142H133ZM251 139V138H250ZM88 140V141H87ZM99 140V139H98ZM98 140L95 142L96 144H97V146L99 145V147H100V145H102V144H99V142H98ZM141 140H142V142H141ZM206 140V141H205ZM65 142L67 141V140H64ZM149 141H150V143H149ZM190 141V142H189ZM200 141V142H199ZM207 141H208V143L209 144H207ZM240 141V142H239ZM59 142V141H58ZM131 142V145L130 144H128V143H130ZM163 142V143H162ZM199 142V143H198ZM205 142H206V144H205ZM253 142V141H252ZM255 142V141H254ZM56 143V142H55ZM71 144L72 143H74V142H70ZM76 143H78V141H76L75 142V146L77 145ZM103 143V142H102ZM126 143V144H125ZM159 143H161V144H159ZM187 143V144H186ZM246 143V142H245ZM248 143V142H247ZM261 143V144H260ZM54 144V143H53ZM62 144V143H61ZM110 144V143H109ZM250 144H251V142H250ZM79 145V144H78ZM84 145H82V146H84ZM95 145V144H94ZM141 145V146H140ZM151 145V144H150ZM149 145V146H150ZM164 145H162V146H164ZM166 145H165V147H166ZM186 145V146H185ZM212 145V146H211ZM244 145V144H243ZM51 146V145H50ZM124 146H128L127 147V149L129 150V149H131V150H127V149H125L126 147H124ZM132 146V147H133ZM143 146V147H142ZM189 146V147H188ZM206 146V147H205ZM242 145H240L239 147H241ZM251 146V145H250ZM52 147V146H51ZM54 147H55V149L54 150H56V148L57 149H59V151H60V148H59V146H56V145H54ZM67 147V146H66ZM70 147H71V145H70ZM74 147V146H73ZM173 147H175V148H173ZM182 147V148H183ZM211 147V148H210ZM217 147H219V148H217ZM245 147V146H244ZM253 147H255V150H254V148ZM256 147H259L258 149H256ZM263 149H262V148ZM53 148V147H52ZM63 148V147H62ZM72 148V147H71ZM96 148V147H95ZM156 148H157V146H156ZM155 148V149H156ZM181 147L179 148L182 152L185 150L184 148V150L182 149ZM192 148V147H191ZM192 148V149H193ZM196 148V147H195ZM207 148H210V149H207ZM215 148V147H214ZM92 149V150H91ZM102 149H104V148H102ZM163 149V151H164V148H162ZM179 149H177V151H179ZM190 149V148H189ZM207 149V150H206ZM141 150V149H140ZM141 150V151H142ZM153 149H151V151H152ZM157 150H158V148H157ZM160 150V149H159ZM257 150V151H256ZM259 150H262V151H259ZM57 151V150H56ZM140 151V152H141ZM156 151V150H155ZM162 150H160V152H161ZM196 151V150H195ZM197 151H198V148H197ZM61 152H63L62 151V149H61ZM129 152L131 153V154H133L132 156L129 154ZM149 152H150V150H149ZM158 152V154L157 153H153L154 155V157H156L155 155L157 154V155H160L159 154V151H157ZM190 152H191V150H190ZM211 152V153H210ZM257 152H259V157H258V153ZM261 152V153H260ZM84 153V152H83ZM112 153V152H111ZM142 154L144 153V152H141ZM145 153H146V151H145ZM169 153H171V151L169 152ZM180 153V152H179ZM178 153V154H179ZM186 153L188 154L189 153V151L187 152L186 151ZM195 153V152H194ZM200 152H198L197 154H199ZM206 155H205V154ZM214 153V154H213ZM255 153H257L256 155H255ZM162 154H164L165 155V153H161V155ZM177 154V152H176V150H175V153H174V155H176ZM226 154H225V156H226ZM252 155V157L254 158H250L249 157V155ZM135 155V156H134ZM161 155L160 156H157V157H160V158H163V155H162V157H161ZM173 154H172V156H174ZM180 155V154H179ZM188 155H190V154H188ZM79 156V157H78ZM93 156H95V158L97 159H95L94 160V158H93ZM102 156V157H101ZM141 155H139L138 157H140ZM149 156H152V155H149ZM152 156V157H153ZM167 156V155H166ZM178 156V155H177ZM183 156V155H182ZM185 156H187V155H185ZM195 157H196V155H194ZM206 156V157H205ZM247 156H248V158H247ZM100 157V158H99ZM105 157V158H104ZM113 157H115L114 155H113ZM132 157V158H131ZM134 157H136V158H134ZM153 157V159L151 160L152 162H157V163H161V161L163 160V159H165V158H167V157H164L161 161H159L158 162V159H155ZM180 157H181V155H180ZM191 157V156H190ZM199 157V156H198ZM203 157H205V159L203 158ZM219 157V156H218ZM221 157V156H220ZM58 158V157H57ZM99 158V159H98ZM172 158V157H171ZM182 158V157H181ZM201 158V157H200ZM212 158H211V160H212ZM224 158H225V160H224ZM100 159V160H101ZM137 159V160H136ZM143 159H145V158H143ZM173 159V158H172ZM188 159V158H187ZM190 159V158H189ZM188 159V160H189ZM198 159V158H197ZM196 159V160H197ZM208 159V162H209V158H207ZM57 160H59V159H57ZM120 161L121 162V164L120 163H118L117 161ZM186 160V159H185ZM200 160V159H199ZM218 160H220L221 161V159H217V161H216V163L217 162H219V163H217L218 164V166L219 165H222V164H220V163H224V162H220V161H218ZM249 160H251V163H250V161ZM95 161V162H94ZM180 161V160H179ZM184 161V160H183ZM206 161V160H205ZM234 161V164H236V166L235 165H233V163H231V162H233ZM261 161H263V160H261ZM155 162V163H156ZM182 161H180V163L179 164H181L182 165V163H181ZM214 162V161H213ZM78 163V162H77ZM80 163V164H81ZM122 163L125 165V166H127V168H125V166H124V168L125 169H127L126 171H125V169L124 168H121V167H123V165H122ZM140 163V164H139ZM162 163H163V161H162ZM211 163V162H210ZM214 164V163H211V165L213 164V166L214 165H216L217 166V164ZM258 163H260V162H258ZM263 163V162H262ZM262 163H260V164H262ZM107 164V165H108ZM121 165V167H120V165ZM152 164V163H151ZM177 164V163H176ZM237 164H238V166L239 167H237ZM241 164V165H240ZM78 165V164H77ZM172 165H174V164H172ZM189 165V164H188ZM198 165V164H197ZM230 165V167L231 168H233L234 169V167L233 166H235V167H237V168H240V169H242V170H233L234 171V173L231 171L230 173H225V171H228V170H230L231 168L230 167H227V166H229ZM232 165V166H231ZM252 165V164H251ZM69 166V165H68ZM76 166V165H75ZM162 166V165H161ZM165 166V165H164ZM168 166V165H167ZM166 166V167H167ZM186 166H187V164H186ZM191 166V165H190ZM195 166V165H194ZM244 166V167H243ZM258 166H257V168H258ZM74 167V166H73ZM93 167H95V166H93ZM129 167V168H128ZM146 167V166H145ZM152 167V166H151ZM176 167V169H177V165L175 166ZM178 167H181V166H178ZM187 167H189V166H187ZM206 167H208V166H206ZM225 167V171L223 170V168ZM243 167V168H242ZM253 167V166H252ZM76 168H78L77 166H76ZM76 168H75V170L72 168V170L70 169V172L71 173H74V172H76ZM83 168V167H82ZM88 168L86 169V171H84L83 169H79L78 168V171L80 170L81 171V174L80 175H82V171L85 173V172H89V170H88ZM97 168V167H96ZM148 168V167H147ZM159 168V167H158ZM168 168V167H167ZM192 168H193V166H192ZM213 168H215V167H213ZM226 168H229V169H227L226 170ZM247 168V167H246ZM250 168V167H249ZM143 169V168H142ZM154 169V168H153ZM162 169V168H161ZM181 169V168H180ZM185 169H186V167H185ZM188 169V168H187ZM186 169V171L185 172H187L188 170ZM195 169V168H194ZM198 169V168H197ZM248 169V168H247ZM74 170V172H72ZM88 170V171H87ZM111 170V169H110ZM130 170V171H129ZM167 170H169V169H167ZM219 170L221 171L220 172V174L218 173L219 172ZM232 170V169H231ZM253 170H254V167H253ZM161 171V170H160ZM170 171H172V169H171V167H170ZM169 171V172H170ZM189 171H190V168H189ZM195 171V170H194ZM207 171V172H206ZM237 171V172H236ZM148 172V171H147ZM154 172H155V170H154ZM157 172V171H156ZM164 172V171H163ZM182 172V171H181ZM183 172H184V170H183ZM183 172H182V174H183ZM202 172V173H201ZM204 172V173H203ZM229 172V171H228ZM129 173H130V175H129ZM131 173H133V176L131 175ZM153 173V172H152ZM166 173V172H165ZM190 173V177H192L193 178V176H195L196 177V175H191V173L192 172H189ZM188 173V174H189ZM199 173H197V174H199ZM232 173V174H231ZM236 173H237V178H235V177H233V176H231V175H233L234 174V176H236ZM261 173V174H260ZM76 174H77V172H76ZM104 174V173H103ZM181 174V173H180ZM179 174V175H180ZM194 174V173H193ZM199 174V175H200ZM203 174V175H202ZM87 175V174H86ZM146 175V176H145ZM162 175V174H161ZM198 175V176H199ZM206 175H205V178H206ZM209 175H212V173L210 174L209 173ZM214 175H213V177H214ZM225 175H229L228 177H225ZM73 176V175H72ZM75 176V175H74ZM87 176H89L88 178H86ZM87 176H85L84 174L82 175V176H78V177H81V178H84V179H91V177L92 176H90V173L87 175ZM106 175H104V177H105ZM130 176H132L133 178H131ZM182 176V175H181ZM189 176H188V178H189ZM201 176H199V177H201ZM155 177V176H154ZM225 177V178H224ZM257 177H259L258 178V180H256L257 179ZM262 177H263V175H262ZM70 178L72 179V177L70 176ZM70 178H68V181H69V183H71L73 180H71ZM75 178V177H74ZM182 178V177H181ZM204 177H203V180L205 179ZM226 178H228L227 180H226ZM60 179V178H59ZM77 179V178H76ZM76 179H74V181L76 180ZM80 179V178H79ZM83 179V181L85 182V184H83V185H86V187H88L89 188V185L88 184H90V183H88V181L86 182V180H84ZM135 179H136V181H135ZM190 179V178H189ZM193 179H197V182L199 183V181H200V179H202V178H200L199 180H198V178H193ZM211 180H212V176H211V178H210ZM232 179H235V180H232ZM264 179V178H263ZM94 180H96V179H94ZM99 180H101V179H99ZM192 180V179H191ZM207 180V179H206ZM206 180H204V182L203 181H201L202 183V185H203V187L205 188L204 190L203 189H201V190H199V191H201L200 193H202V190H203V192H205V194H206V197L208 198V194H211V193H208V192H211L210 190H208V189H206L207 188V184H210V183H212L213 184V182H208V181H206ZM72 182L71 184H75L76 186H78V187H80L79 185H81L82 186V181L80 182V184H79V180L78 181H75V182ZM91 181H93V180H91ZM104 181V180H103ZM221 181V180H220ZM223 181H221V182H223ZM101 182V181H100ZM140 183L139 185H137V183ZM153 182V183H152ZM186 181H184V183H185ZM196 182V183H197ZM206 182V184H204ZM252 182V184H253V182H254V184H255V186H256V188H255V190H256V192L257 193H259L260 194V196H261V199L259 200V201H257V199L256 198H254L253 196H252V194L253 195H255L254 194V191H253V189L250 187V189H248V190H246V188H245V190L243 189V187H246L245 185H247L248 183H251ZM76 183H78L79 185H77ZM87 183V184H86ZM103 183V182H102ZM104 183V184H105ZM157 183V182H156ZM215 183V182H214ZM247 183V184H246ZM123 185L124 186V188H121V191H120V187H122V186H118V185ZM187 184V183H186ZM201 184H200V187H201ZM217 184H218V182H217ZM220 184H222V183H220ZM254 184L252 185V186H254ZM262 184V183H261ZM74 185V186H75ZM101 185V184H100ZM99 185V190H100V187L102 186H100ZM145 186V187H142V186ZM192 185V184H191ZM231 185V186H230ZM242 186V189L240 190V188H239V186ZM264 185V184H263ZM72 186V185H71ZM115 186H117V187H119L118 189L116 188V190H118V191H116L115 190ZM138 186H140V189H139V187ZM158 186V185H157ZM210 186V185H209ZM212 186V185H211ZM228 186V187H227ZM254 186V187H255ZM84 187V186H83ZM144 188V189H142V188ZM187 187V186H186ZM203 187H201V188H203ZM215 187V186H214ZM249 187V186H248ZM247 187V188H248ZM253 187V188H254ZM76 188V187H75ZM87 188V189H88ZM92 188V187H91ZM90 188V190H88L89 192L92 190ZM101 188H103V187H101ZM195 188V187H194ZM198 188V187H197ZM221 188V187H220ZM220 188H218V189H220ZM233 188L235 189V190H233ZM79 189H81V187L79 188ZM83 190H87V189H85V187L84 188H82ZM123 189V190H122ZM146 189V190H145ZM210 189H212V188H210ZM217 189V188H216ZM141 190V191H140ZM147 193L148 192V195L144 192V191ZM160 190V189H159ZM206 190H207V192H206ZM215 189H213V191H214ZM232 190V191H231ZM97 191H98V189H97ZM120 191V192H119ZM135 191V192H134ZM143 191V192H142ZM198 191V192H199ZM101 192V193H100ZM106 192H103L102 190H100L99 191V193L100 194H104V193H106ZM106 193V195L104 196V195H100V194H97L96 195V197H99V196H101V199L103 198V196L105 197V198H107L106 196L107 195H109V194H107ZM145 193V194H144ZM208 193V194H207ZM219 193H220V191H219ZM162 194H163V196H162ZM214 194H216L215 192H214ZM122 195H124V194H122ZM166 195V194H165ZM201 195V194H200ZM235 195V196H236ZM258 195V194H257ZM67 196V195H66ZM76 196V195H75ZM120 196V195H119ZM147 196H150V198H151V196H152V198H154V200L155 201H153V199H151L150 200V198L149 197H147ZM202 196H203V200L205 199H207L206 197H204V193L202 194ZM201 196V197H202ZM217 196V197H218ZM235 196H233V197H235ZM72 197H73V195H72ZM71 197V198H72ZM200 197V196H199ZM210 197L211 196H209V199H210ZM71 198H69V199H71ZM121 198V197H120ZM236 198V197H235ZM64 199V198H63ZM68 199V200H69ZM74 198H72V200L71 201H74V203L72 204V205H76L77 206V204H76V202L77 201H75V199L73 200ZM99 199V198H98ZM108 199V198H107ZM125 199V198H124ZM123 199V200H124ZM166 199V200H165ZM218 199V200H217ZM220 199H222L221 201H220ZM233 199H234V202H233ZM119 200V199H118ZM128 200V201H129ZM201 200V199H200ZM202 200V201H203ZM215 200H217L216 202H215ZM236 200H238V201H236ZM71 201H69V203H71ZM94 201H96V200H94ZM93 201V202H94ZM220 201V202H219ZM97 202V201H96ZM102 202V201H101ZM100 202V203H101ZM108 202L107 201H105L104 202V205H102V206H105L106 205V207H108L109 205H108ZM124 202H126V200H124ZM205 202V201H204ZM204 202H203V205H204V207L202 206V208H204V209H207L208 210V208H209V206H210V208L209 209H211V204L209 205V200L207 201V202H209L208 203V208H207V206H205V204H204ZM207 202H205L206 204H207ZM53 203V202H52ZM51 203V204H52ZM69 203H68V205H67V207H70L71 205H69ZM106 203V204H105ZM117 203V204H118ZM128 203V202H127ZM197 203V202H196ZM200 203V202H199ZM229 203H231L230 205H229V208L231 209V207H233L234 209L237 207H239V209H238V211H239V213H241L242 214V212H243V214L242 215H240L238 212H237V208H236V211L235 210H233V209H231V210H233V211H235L236 212V214L237 215H240L239 217H237V218H239V219H237L236 217H233V218H231V219H229L230 217H229V215H228V213H230V211H229V209H228V211H227V215H228V217L227 216H225V214H224V216L226 217H224V216H222V217H224V218H222V219H218L217 220V217L216 216H218V214H220V213H218V212H224L223 210V208L224 207H228V205L227 204H229ZM232 203H234V205H235V207H234V205L232 204ZM50 204V205H51ZM95 204V203H94ZM98 204V203H97ZM110 205V206H114L115 207V205ZM129 204V203H128ZM173 206H172V205ZM202 204V203H201ZM238 204V205H237ZM62 205V204H61ZM66 205V204H65ZM74 205V206H75ZM96 205V204H95ZM108 205V206H107ZM232 205V206H231ZM237 205V206H236ZM79 206V205H78ZM77 206V207H78ZM101 206V205H100ZM119 205H117L116 206V209H118L117 207H118ZM131 206V205H130ZM158 206V207H157ZM196 206V205H195ZM231 206V207H230ZM94 207H96L97 208V206H94ZM99 207V206H98ZM161 208V209H159L160 210V212H159V210H158V208ZM81 208V207H80ZM113 208V207H112ZM134 208V207H133ZM212 208V209H213ZM78 209V208H77ZM103 209V208H102ZM101 209V210H102ZM112 210V211H118V210ZM137 209V210H138ZM241 209L243 210V211H241ZM75 209H73V211H74ZM95 210V209H94ZM108 210V209H107ZM119 210V211H120ZM198 210H199V208H198ZM222 210V211H221ZM260 210H261V208H260ZM78 211V210H77ZM79 211H80V209H79ZM111 211V210H110ZM162 211V212H161ZM200 211V210H199ZM199 211H195V212H198L199 213ZM201 211H203V210H201ZM205 211V210H204ZM225 211V212H226ZM241 211V212H240ZM262 211V210H261ZM104 212V211H103ZM105 212H107V211H105ZM137 212V211H136ZM139 212V213H140ZM235 212L233 213V215L235 214ZM257 212H259V214L257 213ZM76 213V212H75ZM109 213V212H108ZM107 213V214H108ZM116 212H114V214H115ZM138 213V212H137ZM138 213V214H139ZM78 214V213H77ZM111 214V213H110ZM118 214V213H117ZM135 214V213H134ZM256 214V215H255ZM122 215V216H123ZM135 215H137V214H135ZM134 215V216H135ZM185 215V214H184ZM196 215V214H195ZM200 216L202 215L201 213L199 214ZM231 215V214H230ZM254 215H255V218H254ZM263 215H264V212H263V214H262V216L261 217H263ZM78 216V215H77ZM104 216V215H103ZM102 216V217H103ZM107 216V217H106ZM105 216V218H103V221H104V230H103V228H102V225H103V223H101L102 225H101V233L102 232H105V228H106V222H105V220L106 219H108L109 218V216H111V215H106ZM117 216V215H116ZM139 216H140V214H139ZM220 216V217H221ZM118 217V216H117ZM220 217H218V218H220ZM253 217V219H250V218H252ZM261 217H259V218H261ZM111 218H113V216L111 217ZM138 217L136 216V219H137ZM185 218H187L186 216H185ZM203 218V217H202ZM213 218V219H212ZM258 218V219H259ZM189 219V218H188ZM207 219V218H206ZM226 219H228V220H230V221H228V220H226ZM236 219V221L237 220H239V221H234ZM249 219H250V221H249ZM113 220V219H112ZM130 220V221H131ZM134 220V221H133ZM208 220V219H207ZM261 220V219H260ZM260 220H257V221H260ZM262 220H264V218L262 219ZM262 220H261V227L263 226V224H262ZM113 221H115V220H113ZM119 221H121V220H119ZM122 221H124V220H122ZM191 221V220H190ZM196 221V220H195ZM194 221V222H195ZM199 221V220H198ZM73 222V221H72ZM108 222V221H107ZM110 222V221H109ZM109 222L107 223V224H109ZM197 222V221H196ZM195 222V223H196ZM204 222V221H203ZM208 222V221H207ZM231 222H230V226H231ZM235 222V223H234ZM252 222V221H251ZM60 223V222H59ZM121 223V222H120ZM190 223V222H189ZM211 223V222H210ZM209 222H208V224H210ZM65 223H63V225H64ZM73 224V223H72ZM96 224V223H95ZM192 224V223H191ZM198 224V223H197ZM212 224V223H211ZM59 225V224H58ZM62 226V225H61ZM67 226V225H66ZM65 226V227H66ZM98 227V226H97ZM100 227V226H99ZM199 227V228H198ZM210 227H212V226H210ZM228 227V228H227ZM233 227V228H234ZM260 227V228H261ZM264 227V226H263ZM67 228V227H66ZM206 228H208V227H206ZM213 228V229H214ZM209 229V228H208ZM232 229V228H231ZM52 230L53 231H55V232H53L54 234L56 233V230L54 229V228H52ZM65 230V229H64ZM234 230V229H233ZM99 231V230H98ZM211 231V230H210ZM213 231V230H212ZM214 231H216V229H214ZM68 232V231H67ZM100 232H98V234H97V232H96V234L99 236V238H101V233ZM107 232V231H106ZM108 232H110V231H108ZM204 232H206V230H204ZM251 232V233H250ZM264 232V231H263ZM52 233V232H51ZM208 233H209V231H208ZM83 234H85V233H83ZM212 234V233H211ZM251 234V236L250 237H248L249 235ZM81 235V234H80ZM114 235H115V233H114ZM144 235V236H143ZM206 235V234H205ZM89 236V235H88ZM88 236H85L84 238H86V237H88ZM116 236V235H115ZM90 237V236H89ZM88 237V239H84L83 237H78L77 239H75V240H78V242L77 241H75L76 243H77V246H75V248L76 247H78L79 245H80V248H81V250H82V248H86L87 247V243L89 242L90 243V245H88V248L90 247V246H92L93 244H91L92 243V240L90 239ZM104 237H107L106 235L104 236H102V240L104 239ZM145 237V238H144ZM236 237V238H237ZM76 238V237H75ZM81 238H82V240H81ZM98 238V239H99ZM112 238V239H111ZM209 238V237H208ZM263 238V237H262ZM80 239V240H79ZM83 239H84V242H86V244L83 242ZM89 239L91 240V241H89ZM127 239V240H126ZM130 239V240H129ZM132 239H133V242H132ZM143 239H144V241H143ZM210 239V238H209ZM88 242H87V241ZM135 240V241H134ZM264 240V239H263ZM43 242H44V240H42ZM67 241V240H66ZM80 241H82L85 245H83V243L81 244V242ZM141 241V242H140ZM202 241H203V243H202ZM211 241H213L214 242V240H211ZM218 241V240H217ZM221 241V240H220ZM226 241V242H227ZM240 240H238V242H239ZM242 241V240H241ZM243 241H244V239H243ZM145 242H149V245H146L145 244ZM167 242H169L168 244H167ZM236 242V239L233 241V244ZM66 243V242H65ZM88 243V244H89ZM102 243V246H103V242H101ZM220 243V242H219ZM72 244V243H71ZM128 244V245H127ZM167 244V245H166ZM210 244V243H209ZM209 244H207V245H209ZM214 244V243H213ZM221 244V243H220ZM229 244H231V242L229 243ZM74 245H76V244H74ZM73 245V246H74ZM100 245V244H99ZM110 245V246H109ZM144 245H145V247H144ZM175 245H177L176 247H175ZM212 245V244H211ZM223 245L224 246H226V243L224 244L223 243ZM235 246L234 247H238V246H236V243L234 244ZM81 246H83V247H81ZM101 246V245H100ZM100 246H98V248H102V247H100ZM65 247V246H64ZM67 248H70V251L72 252V251H74V248L73 249H71V245H69V246H66ZM106 247H107V249H106ZM108 247H109V249H108ZM111 247V248H110ZM79 248V247H78ZM77 248V249H78ZM88 248H86L87 249V251H88ZM142 248H144L145 249V252H143L144 250H142ZM211 248H212V246H211ZM263 248V247H262ZM62 249V248H61ZM91 249H93V247H91L90 248V250ZM214 249V248H213ZM212 249V252L215 250H213ZM66 251H67V249H65ZM69 250V249H68ZM81 250H80V252H81ZM85 250V249H84ZM188 250V251H187ZM69 251V252H70ZM83 251V250H82ZM101 251V252H102ZM150 251H148V252H150ZM68 252V251H67ZM84 252V251H83ZM91 252V251H90ZM98 252V253H97ZM124 252H122L121 254L123 255V253ZM212 252H210L211 254H212ZM217 252H219V251H217ZM79 253V252H78ZM94 253H95V251H94ZM93 253V254H94ZM155 253V254H154ZM175 253V252H174ZM173 253V254H174ZM210 253H209V255H210ZM214 253V252H213ZM252 253V254H251ZM83 254V253H82ZM112 254V255H113ZM176 254V253H175ZM96 255H99V251H96ZM115 255H118V254H115ZM120 255V254H119ZM125 255V254H124ZM135 255V256H134ZM179 255V254H178ZM183 255H185V253L183 254ZM203 255V256H202ZM205 255V256H204ZM243 255V256H244ZM260 255H264V251L262 252V254H260ZM137 256V257H136ZM153 256V257H152ZM166 256V257H165ZM172 256H174V255H172ZM186 256V255H185ZM212 256V255H211ZM210 256V257H211ZM216 256H218V255H216ZM164 257L166 258V259H164ZM175 257V256H174ZM181 257V256H180ZM189 257V258H188ZM209 256H208V259H206L207 261H209V264H213V263H215V264H229L227 261H222V260H218V259H216V257L215 256H212L211 257V260H209V258H210ZM214 257H215V259L216 260H214V262H213V259H214ZM219 257V256H218ZM225 257V256H224ZM129 258V257H128ZM170 258H173V257H170ZM226 258V257H225ZM239 258V257H238ZM130 259V258H129ZM176 259H177V257H176ZM223 259V258H222ZM227 259V258H226ZM228 259H229V257H228ZM241 259V257L239 258V260ZM242 259H244V258H242ZM242 259H241V262H242ZM107 260V259H106ZM146 260H143V261H146ZM150 260V261H151ZM178 260V259H177ZM188 260H190V261H188ZM263 260L264 259H262V260H259V261H262V262H259V264H263ZM108 261V260H107ZM112 261V260H111ZM142 261V260H141ZM166 261H167V263H166ZM180 261V260H179ZM100 262H102V261H100ZM116 262V261H115ZM115 262L113 261V264H115ZM129 262H130V260H129ZM149 262V261H148ZM172 262H174L175 263V260L173 261L172 260ZM172 262H170V264L172 263ZM180 262H182V261H180ZM186 262H183L182 264H187ZM206 262V261H205ZM204 262V263H205ZM213 262V263H212ZM227 262V263H226ZM246 262V261H245ZM252 261H250V263H251ZM258 262L256 261V262H252L251 264H258ZM108 263V262H107ZM126 263H128V261L126 262ZM136 263V262H135ZM153 263V262H152ZM151 263V264H152ZM174 263H172V264H174ZM207 263V262H206ZM244 263V262H243ZM247 263V262H246ZM250 263H248V264H250ZM128 264H130V263H128ZM132 264H134V262H132ZM157 264V263H156ZM175 264H177V263H175ZM179 264V263H178ZM239 264V263H238Z\"/></svg>",
  "mask_w": 264,
  "mask_h": 264
}]
</instances>
